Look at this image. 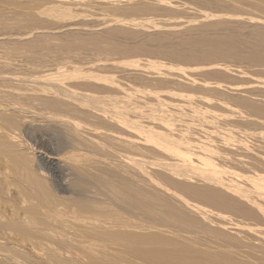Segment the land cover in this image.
Returning a JSON list of instances; mask_svg holds the SVG:
<instances>
[{
    "label": "bare ground",
    "instance_id": "6f19581e",
    "mask_svg": "<svg viewBox=\"0 0 264 264\" xmlns=\"http://www.w3.org/2000/svg\"><path fill=\"white\" fill-rule=\"evenodd\" d=\"M52 4V3H51ZM55 7V6H54ZM56 8V7H55ZM54 11V10H53ZM52 12V11H51ZM129 25H130V23H128ZM147 24V23H146ZM145 24V25H146ZM139 25V24H138ZM142 25V24H141ZM140 25V26H141ZM163 26V25H162ZM122 27H124V26H122ZM159 27V26H158ZM121 28V27H120ZM161 28V27H160ZM117 29V28H116ZM116 29L115 28H113L112 29V27H110L109 29H107V32L105 33V35L107 36V38H110V37H112L113 36V34L114 33H117L118 31H120V30H122V29H120V30H117V32H116ZM119 29V28H118ZM128 29V28H127ZM125 27H124V29L121 31L122 32V36H123V34H124V36L125 37H127L128 35H130L131 36V34H133V32L130 34L129 33V31L127 32L126 30H127ZM128 30H130V29H128ZM131 32V31H130ZM120 33V32H119ZM135 33V32H134ZM159 33H161V32H159ZM139 34H140V32H139ZM142 34H144V33H142ZM163 34V33H162ZM127 35V36H126ZM135 35V34H134ZM134 35H132V36H134ZM138 35V34H137ZM137 35H135L134 36V39L132 38V37H129L130 38V40H131V38L133 39V40H136L137 39ZM157 35V34H156ZM156 35H154V36H156ZM161 35V34H160ZM168 36L169 34L167 33L166 34V32H165V34H164V36ZM123 36V37H124ZM140 35H138V38H141V37H139ZM154 36H152V38H148V37H151V35L149 36L148 35V37L147 36H145V37H147L148 39H149V41L152 39V41H153V39H155L156 38V40L158 41V40H160V39H158L157 37H155L154 38ZM158 37H160L159 35H157ZM170 36H172V35H170ZM170 36H168V38L170 37ZM135 37H136V39H135ZM175 37V36H174ZM89 38H90V36H89ZM94 38H97V37H94V35H92V38H90V39H94ZM147 38H144L143 40H144V42H143V44L144 43H146L147 41ZM164 38V37H163ZM167 38V37H166ZM165 38V39H166ZM171 38V37H170ZM169 38V39H170ZM177 38V37H176ZM176 38H174V39H176ZM142 39V38H141ZM140 39V40H141ZM161 39H162V35H161ZM164 39V40H165ZM169 39H167V40H169ZM133 40H131V41H133ZM139 39H137V42H140V41H138ZM142 40V41H143ZM170 40H173L172 38L170 39ZM170 40H169V42H170ZM100 41L101 40H95L94 41V43H95V45L97 46V48H100ZM149 41L147 42L148 44H150L149 43ZM152 41H150L151 42V44H152ZM157 41H155V42H153V43H155V44H161L162 43V41L161 42H159V43H157ZM117 42V41H116ZM115 41L113 42V40H109V46H110V49L113 51H117V53H119L120 52V55H121V53H122V56H123V54H125V53H128L127 52V48H125L126 46H128V44L126 45L125 43H124V46L125 47H123V45H120V44H122V42L121 43H116ZM164 42V41H163ZM65 43H67L68 45H69V43H68V40L67 41H65ZM147 43H146V45H147ZM29 45L31 44V43H28ZM28 44H25L26 46H28L29 48L31 47V46H36L35 45V43L34 44H32V45H28ZM41 44V45H40ZM39 45V47H42L43 45H42V43H40ZM62 44H64L63 42H62ZM137 44H140V43H137ZM142 44V45H143ZM162 44H164V43H162ZM162 44H161V46H162ZM166 44H167V42H166ZM165 44V46L167 47V45ZM170 44V43H169ZM178 44V45H177ZM25 45H24V47H25ZM67 45V46H68ZM130 45V44H129ZM132 45V44H131ZM134 45V44H133ZM146 45L145 46H136V45H134V46H136L135 47V49H134V51L136 52V51H138L139 53H141L142 51V53L144 54L145 52H147V49H148V51H149V48L147 47V49L146 48H143V47H146ZM173 45H174V43H173ZM175 45H177V46H175L174 47V49L172 50L171 49V51H166V52H170L171 53V55H172V57L174 56L175 58V60L177 59L176 57H178L180 60H181V58L183 59L182 61H183V63H181V64H183V65H185L184 63V60H188V61H190L191 59L192 60H196L197 61V59H198V61H199V58L200 59H210V58H213V60H214V58H215V62L216 63H209L208 61H210V60H205V65L204 64H202V62L204 63V61H202V60H200V61H202V62H199V63H201V64H199V65H197V63H196V61H195V63L196 64H193L194 66H193V68H190V67H192V65H190L189 63H191V62H189L188 63V65H190V67H186V69L188 70V68H190V71L192 70V71H200V74H203L202 73V70H205V74H206V69L207 68H210V69H218V68H224L225 70H224V72H225V74H224V72H223V69H222V71H221V69H220V71H217V70H214V71H212V72H210V73H208L207 75H208V77H210V78H212V80H215V81H206V80H202V79H204L202 76V78H201V81H198V80H200L199 79V77H198V75H199V73H197L198 75H197V78H198V80H197V78L196 77H192V76H194V75H191L190 74V76H189V73H188V75H185V78L184 77H182V76H175L174 78H172L173 77V75L175 74H171V76L169 77V79L171 80V78H172V84H171V81L169 80V79H167L166 77H165V75H163L162 74V72L160 73V76L158 75L159 73H157L155 70L157 69H155V67H154V69H153V72H156V74H155V76H157V78L158 77H160V78H158V80H156L155 82H157L158 81V83L160 84V89L162 88V89H167V87H169L170 85H173L175 82H177V84L176 85H178V84H180V87H181V84L182 83H179L180 81H183V79L182 78H184L185 80L183 81V82H186L187 80H188V82L187 83H189L190 84V89L191 90H193V92H191L187 87H189L188 85H186L187 83H183V84H185L184 86H185V88L186 89H188V90H186V89H184V90H186L188 93L190 92V93H192V95L194 96V92L195 91H198L197 90V86H198V89H199V91H201V90H204V91H202L201 92V94H199L198 96H200V95H202V93L203 92H205V93H207V95H205V93H203L204 94V96L202 97V100L204 101H198L197 102V104H199V102L200 103H202V105L204 106V104H205V98L204 97H208V95H209V98H210V96H211V98L209 99V98H206L207 100H206V104L207 105H211L212 106V104H213V109H214V106H215V108L217 107V109H216V111H218V108H219V111L221 112V110L223 111V107H226L224 110H225V112H226V109H228V108H233L232 106H235V108H236V106H239V108L241 107V109H243V111L245 110L246 112H248V111H250V113H248V115L247 114H245L243 111L242 112H238V108H237V115L239 116V118L240 119H242V120H244V118L246 119V118H249V117H252V116H255V114H264V82H260V83H258V84H256V85H254V86H252L248 81H244V80H241V79H239V78H235L236 77V75H235V77L234 78H232V76L230 77V76H227L226 75V72H229V70H227V66L231 63H229L228 62V60H227V62H228V65H226V66H224L223 64H220L221 62H220V59L218 60L219 62H217V59L216 58H234V59H237V60H245V61H248V62H250V63H252V64H256V65H259V66H264V30H262L261 28H258V27H253L252 28V30L250 31V34H249V36L248 37H246L245 39H243V40H240V39H237V38H234L233 36H211V37H209L208 35H206V34H204V33H202V32H199V33H197L196 35H194V36H192V37H188V38H180V39H178V43L176 42V44ZM64 46V45H63ZM66 46V47H67ZM157 46V45H156ZM159 46V45H158ZM171 46H172V42H171ZM23 47V46H22ZM21 46H20V48H22ZM39 47H35V48H37V49H40ZM65 47V46H64ZM65 47V48H66ZM69 47V46H68ZM132 47V46H131ZM130 47V48H131ZM165 47V48H166ZM173 47V46H172ZM177 47V48H176ZM16 48H18V47H14V49H16ZM26 48V47H25ZM25 48H22V52H23V50L25 49ZM29 48H27L26 50H24V52H26L27 50H29ZM33 48V47H32ZM44 50H46L45 48L46 47H42ZM41 48V49H42ZM129 48V47H128ZM130 48H129V50H130ZM133 48L134 47H132V49L130 50V51H133ZM154 48V47H153ZM159 48H161V47H159ZM164 48V47H163ZM12 49V48H11ZM10 49V50H11ZM31 49V48H30ZM151 49V48H150ZM168 49H169V47H168ZM10 50H8V51H10ZM33 50H34V52H33ZM33 50H32V52L34 53V54H36V53H38L37 51H35V49L33 48ZM145 50V51H144ZM151 50H153V49H151ZM161 50V49H160ZM159 49L157 50V47H156V50H155V52L157 53V54H160L159 52H157V51H160ZM7 51V54L9 53ZM17 51H21V50H19V48L17 49ZM16 50H15V52H17ZM31 50H29V53H31L30 52ZM48 51V50H47ZM46 51V52H47ZM161 51H163V50H161ZM12 52H14L13 50H12ZM36 52V53H35ZM49 52V51H48ZM135 52H133V53H135ZM150 53L152 52V51H149ZM149 52H147V54L149 53ZM154 52V51H153ZM152 52V53H153ZM166 52H165V54H166ZM19 55L20 54H22V53H20V52H17ZM17 53H13L14 55H16ZM27 53H28V51H27ZM132 52H131V54L132 55H134ZM151 53V54H152ZM170 53H169V55H170ZM12 54V55H13ZM24 54V55H23ZM22 54V56H24L26 59H28L27 58V56L25 55V53H23ZM40 54V56L42 57L43 56V60L45 59V57H47V56H44V54H42V53H39ZM130 53H128V55H131ZM143 54H141V56H144ZM8 55H11L10 53L8 54ZM28 55V54H27ZM30 55V56H29ZM28 56H29V58L31 57V55H32V53L31 54H29ZM46 55V54H45ZM126 55V54H125ZM132 55H131V58H132ZM139 55V54H138ZM163 55V54H162ZM170 55V56H171ZM34 57H35V55H33ZM32 56V58H34ZM36 56L37 57H39V58H41L39 55H37L36 54ZM155 56V55H154ZM164 56V55H163ZM36 57V61L39 59V58H37ZM130 57V56H129ZM129 57H127L126 56V58H125V56H124V58L126 59V60H128L129 59ZM134 57H137L136 55L134 56ZM133 57V58H134ZM138 57H140V56H138ZM148 57V56H147ZM155 57H157V56H155ZM155 57H154V60H155ZM162 56H160V58H161ZM167 57H168V55H167ZM166 57V58H167ZM172 57H170V59L172 58ZM31 58V59H32ZM128 58V59H127ZM132 58V59H133ZM142 58V57H141ZM140 58V59H141ZM164 58V57H163ZM166 58H164V59H166ZM169 58V57H168ZM193 58H195V59H193ZM197 58V59H196ZM34 59H32L31 61L33 62V60ZM47 59H49L48 57H47ZM47 59H45L44 61H45V64H46V60ZM131 59V60H132ZM29 60V59H28ZM40 60H42V59H40ZM59 60H60V58L58 59V64L62 61L63 62V59H61V61L59 62ZM130 60V59H129ZM134 60V59H133ZM148 60V59H147ZM169 60V59H168ZM172 61H175V60H173V58L171 59ZM180 60H178V65H180ZM27 61V60H26ZM31 61H28L29 63L31 62ZM49 61V60H48ZM48 61H47V63H48ZM51 61V60H50ZM56 61V60H55ZM54 60H53V62H55ZM139 61V60H138ZM145 61V60H144ZM180 61V62H179ZM188 61H186V65H187V62ZM194 61H192V63L194 62ZM197 61V62H198ZM223 61H224V59H223ZM222 61V62H223ZM234 61V60H233ZM11 62V61H10ZM25 62V60L23 61V63ZM27 62V63H28ZM38 62H39V60H38ZM42 62V61H41ZM176 62V61H175ZM174 62V63H175ZM208 62V63H207ZM212 62V61H211ZM236 62V61H235ZM8 63H9V61H8ZM13 63V62H12ZM34 63V64H33ZM31 65H33V67L32 66H30V68H34V66H35V61L33 62ZM37 63V62H36ZM40 63V62H39ZM39 63H37V65H39ZM42 63H44V62H42ZM124 63V62H123ZM128 63H132V62H129L128 61ZM139 63V62H138ZM155 63V62H154ZM177 63V62H176ZM176 63H175V65H176ZM191 63V64H192ZM224 63H226V62H224ZM237 63V62H236ZM6 64V63H5ZM26 64V63H25ZM25 64H23V65H25ZM41 64V63H40ZM54 64V63H53ZM62 63H60V65H61ZM136 64V63H135ZM151 64H153V63H151ZM244 64V63H243ZM247 64V63H246ZM22 65V66H23ZM63 65L64 64H62L60 67H59V72L58 71H54L53 73H52V76H53V74H54V76H60L61 74H62V72L60 71L62 68H64V67H67V66H64L63 67ZM131 65V64H130ZM134 65V64H133ZM177 65V66H178ZM241 65V64H240ZM10 66H12L11 64H10ZM9 66V67H10ZM26 66V65H25ZM41 66H44V64L43 65H41ZM57 67L56 68H58V66L59 65H56ZM129 66V65H128ZM181 66V65H180ZM230 66H231V64H230ZM234 66V65H233ZM242 66V65H241ZM8 66H7V70L8 69H10ZM24 67V66H23ZM22 67V68H23ZM38 67V66H37ZM36 67V68H37ZM45 67H47V66H45ZM53 67H55L54 65H53ZM134 67H136V65L134 66ZM148 67V66H147ZM179 67V66H178ZM185 67V66H184ZM232 67V66H231ZM238 67V66H237ZM5 68V67H4ZM12 68H14V67H12ZM29 68V70H28V67H24V70L26 69V70H28V72L31 70ZM35 68V69H36ZM39 68V67H38ZM37 68V69H38ZM41 68V67H40ZM40 68L38 69V70H40ZM49 69H50V66L48 67ZM56 68H55V70H56ZM143 68H145V67H143ZM153 68V67H152ZM180 68V67H179ZM233 68H235V67H233ZM233 68H231V69H233ZM240 68V67H239ZM250 68V67H249ZM261 68V67H260ZM20 69V68H19ZM36 69V70H37ZM43 69H45L44 67H43ZM64 69H66V68H64ZM68 69V68H67ZM70 69H71V71H72V68H69L68 69V73L67 74H69V75H67V74H63V76H65V75H67L68 77H70V78H73V80H74V78L75 79H77L78 81L77 82H75L76 80H74V82H73V80H72V84H71V82L70 81H66L67 83H69L70 82V84L68 85L67 84V86H68V89L67 88H65V86H63L62 84H64L65 82H63V79H66V80H71V79H67V76H66V78L65 77H63L62 78V76L61 77H59V80H62V82L61 81H59L58 80V82H60V83H62L61 85L58 83V82H54V79H55V81H57V77L55 78V77H50L51 78V83H52V81L54 82V83H56L55 85L53 84H49L50 86V88L51 89H53L54 91H48L49 89H48V87L47 86H44V84L46 83V81H47V78H49V76H51L49 73H51L54 69H50V71L51 72H49L48 74H47V76L48 77H44L46 80L44 81V83H43V81L41 82V77H42V74L40 73V77L38 78H36V79H38V82H39V79H40V83H41V85H43L44 86V90H46V91H44L43 89H41V85H40V87H39V85H38V83H37V85L36 86H38L39 88H40V90L41 91H39L38 89V87H36V89L38 90H36L35 89V91H32L31 89V91L29 90V91H26L27 89V87H26V84L25 85H23L24 83L23 82H25V83H27V80L25 79V81L20 77V76H22V74L20 75V72H22L23 71V69H21L20 71H19V74H17V75H20V76H18L21 80H23V84L21 85V87L23 86V88H24V86L26 87V88H24V90L25 91H18V89H20V80H18L17 82H18V85H19V88L18 87H16L15 85V83H17L16 81H10L9 80V78H11V77H9L8 79L3 75V73H1L2 74V76H4L7 80H9V81H7V83H6V86H7V84H8V87L9 88H12L11 86H15L17 89H16V91L15 90H12V91H15V92H8V91H5V92H7L5 95H7L8 93H10V94H8L7 96L10 98L9 99V101H8V103L5 105L6 107H9L11 110L10 111H8V113L10 112L11 113V111L13 112V113H9L10 115H6L5 114V112H4V116L2 117V116H0V119L1 118H3L2 120H4L5 121V123H8L9 125H12V127L13 128H15V126L16 127H18L19 128V132L21 133H24L25 135H27L28 134V132L30 133L31 132V130L33 129V128H35V125L37 126V123H39V122H42V121H39V120H43L44 122H46V124H49V123H51V125L53 124L54 126H56V127H60V128H63L69 135H70V137L71 138H73L71 141V145L68 147V150H67V152L65 153L64 152V159H65V161H67V162H65L64 161V159L62 158V162L64 163H61L60 165H61V167H62V165L64 166L65 165V163H67L68 165H66V166H69V171H71L72 172V176H73V178L70 180V182H68L67 181V183H69V185H68V187H66L64 190H61V189H59V192H64L65 194L66 193H68L67 194V198H65L63 195V198H60L59 199V197H61V196H59L58 194L57 195H55V196H57L58 198L57 199H54V197L53 196H51L52 195V193L50 194V192L51 191H49V190H47L45 187V184L40 180V179H37V177H39V176H36V173H35V175L33 174V172H34V170H35V168H37L36 169V171H38L39 172V170L41 171V166H39V164H37L36 162H35V168H32V166H30L29 165V163L31 162H29V160H26V163L24 162L25 160V158H23L24 156H23V154H20L21 152L23 153L26 149L25 148H23V149H21V151L20 150H18L16 147H18V145L17 146H15V144L16 143H14V142H12V144L14 143V145L13 146H11L7 141H5V140H3V138L2 139H0V155H3L4 154V156H6L5 154V152H7V154L9 153V155H12V156H14V157H17L16 159H19V161L21 160V158H23L22 160H24L23 161V163H21V164H23V166H25L26 165V167H27V164H28V166L29 167H31L32 169H34L33 171L31 170V171H29L30 169H26V167H24V170L23 169H21V167H23L22 165H17L18 163L20 164V162H22V161H20V162H18L17 163V161L18 160H15V163H17V164H15L17 167L19 166H21L20 168H18V169H20V170H22L23 172L22 173H24L25 171L27 172V171H29V172H31L32 174L31 175H27L24 179L26 180V183H28V185L32 188V186H34L35 188L34 189H36V190H27L28 189V185H27V187H26V185H25V187L27 188V189H25L26 191H25V194H23L24 195V199H26V200H30L29 202V204L30 205H28V207H26V208H20V209H18V208H15V207H13L12 206V208H15L14 210H15V212H12L11 211V213H9L11 216H12V213H15V214H13V216L15 215V217L17 218V220H14V219H12V220H9V219H11L12 217H10V215L9 214H7V215H9V216H7L8 218H5L4 216H6L5 214H6V212L8 213V211H6L5 212V214H3V211H1V209H0V229L1 230H4L5 231V229L6 230H8L9 231V229H7V228H11L10 230H13L12 228H16L14 231L16 232L17 230H19L18 228H20L21 226H22V228H26L27 229V227L29 226V225H34V223H35V220H36V217L38 218V219H40V218H42L43 217V219L44 218H53V220L54 221H57V219H58V221L59 222H56V223H61V222H63V221H66V219L67 218H64V217H68L67 216V214L69 213V214H71V216H69L70 217V219H69V217H68V219H69V221L68 222H71V220H72V222L73 223H69V225H75V223L79 220V217L80 216H82V214H83V217H81L80 219V222L81 221H83L82 223H80V226H79V221H78V223H76L80 228H82V226L84 227L85 225H83L84 223H87V224H89L87 227H89L90 226V224H92L90 227V233H93V236H94V234H95V238H97L96 236H98V237H101L102 239H103V237H105V238H107V239H109V240H111V242L113 241V228H114V226H113V221H112V219L114 218V216H115V214H114V216H113V205H115L116 204V206H119L120 208H123L124 209V211H126L125 213H126V215H127V213H130V214H141V215H144V216H150L151 217V223H149L150 224V226L152 227V228H154L155 229V227H166V229H167V227H172L173 229H170V230H168V232H170V234H172V233H174V230H175V233L173 234L174 236H177L178 234H177V232L180 234V233H182V234H184V235H182V234H180V235H178V236H183L182 237V240H184L185 238V241L186 240H188V242L186 241V242H179V241H181L180 239H181V237H178V238H180L179 240H178V242H176V241H174L175 239L177 240L178 238H174V236H173V238H174V240H172L173 238H172V236L171 237H168V238H170V239H168V238H165L166 236H168L167 235V233L165 232V234H166V236H165V234H164V232H162V230L159 232L160 234H161V232L164 234V236H162V235H159L158 233V235L157 234H141V235H139V233H132V232H126V231H123V233H121V235L122 234H125L127 237L126 238H128V240L130 241V242H136V243H139L140 245H142L143 243L145 244V242H146V244H153V246L155 245L156 247L157 246H159V249H157L156 247H154L153 249H155V250H157V253H158V251H161V253L163 252V256L164 257H166V259L168 260L169 258V260L171 261V259L173 260V261H171V262H174V260H175V263L177 264H180V262L182 261L183 262V260H182V258H180V257H184L183 259L185 260V257H187L190 253H188V249H189V247H191L192 246V244L194 243V242H196V241H207V242H209L210 244H209V246H210V249H212V247H211V245L214 247V248H216V249H218V250H216L215 249V251H211L210 249H207L209 246H208V244L207 243H205V244H207L206 246H207V250L205 249V247H204V249H203V251H200V249H196L197 251H198V256L199 255H201L202 257H207V258H213V260L216 262L217 260H215V258L217 257V253H219L220 251H221V249L223 250V248H230L231 247V243H228V241L227 240H230L231 241V239L234 237L233 235L235 234L236 236V238H237V242H238V244H236L235 246H237L235 249H236V253H237V251H238V253H237V255L239 256V251H242V253H244V252H247L246 254H248V253H251V256L252 255H254V254H261V255H263L264 254V226L262 225V224H260V226H263V227H258V225H257V227L256 226H254V225H252L251 224V226H253V227H250L249 225H250V222L249 223H247V224H249V225H245V224H243V222H244V218L246 219V220H248L246 217H244V216H247L250 220H252L254 217H257V218H259V220H263L264 221V207H263V205L261 206V202L262 203H264V180L263 181H261V178H260V174H259V179H255L256 181H254L253 180V175H254V173L258 170L259 171V169H261L262 168V170H264V156H260L259 154L258 155H252V156H250L249 155V153H250V146H246V145H244L243 143H242V145H241V142H235L234 141V143L236 144V143H238V144H240L241 145V153H242V155H243V157H241V158H236V159H238V162H240V168H242L241 167V165H243V166H248L249 167V169H251L250 171L251 172H249V173H247L246 171H245V174L244 175H242V174H239V173H237V172H232L233 170L231 169V172L232 173H230L231 175V178H233V181L234 180H236V181H241V183L243 182L244 183V185H245V188H243L242 186H243V183H242V186L240 187V185H239V183H238V185L236 186H234V184H233V186L231 185V182L232 183H234L233 181H231L230 179H229V181L228 180H225V179H223L224 177H221L222 175H220L221 174V171H219L218 169H217V167L218 166H220L221 165V163H220V165H218V164H216V161L218 160L216 157H215V155H217L218 154V152H217V154H215L216 153V151L214 150L215 148H217V146L213 149V148H211L212 146H215L214 144V142L213 141H211V140H208V139H206V140H208L209 142L211 141V142H213V143H211V145L210 144H207L208 142L206 141V145L204 144L203 146H207V147H209V145L211 146V147H209V148H211V150L214 152L215 151V153H213L212 151V153L214 154V158L213 159H215L214 160V163H212L213 161V159H209V157H211V155H213V154H211L210 153V156L207 154V153H209V151L207 150V149H209V148H206V152H204L203 150H202V153H201V148H200V146H199V144L198 143H200V140H202V138L200 137L201 135L203 136H205V134H208L207 132L208 131H210L211 129H209V128H211L212 127V125L210 126V124H212V123H210V122H212L213 121V126H214V123H216V122H214L215 120H210V119H213V117H214V119H216V117L215 116H213L212 117V115H214V114H216V115H219V113L220 112H218V114L215 112L214 114H212L213 113V110H211L212 108L210 107V106H208V109L207 108H205V107H202L203 108V110H204V112H205V109L206 110H208L209 112H205L206 114H207V116H208V114L209 115H211V116H208L209 117V119H207L208 120V122L210 123H208L209 125V128L208 127H205L204 125L205 124H207L205 121V124L203 123V125H202V128H203V130L204 131H206L207 129H205V128H208V130L206 131V133L204 134V133H202L201 131H199V132H201V134H200V136L199 137H196L197 139V141H198V139H199V142L198 143H196V142H194L193 140H190V138H192L191 136L192 135H194V136H196V134H197V136H198V134L199 133H196V134H194V133H192L189 137H186V135L188 136V134L186 133L185 134V132H183V131H179V130H177V129H175V128H172V127H174V125L172 124V123H170V122H172V121H178V120H184L185 121V119H184V117L186 118V121H187V119H188V117L189 116H187L186 114L188 113V111H190L191 113L193 112V114H194V112H195V109H193L194 108V106H192V108L190 107V109L188 108V106L185 108L186 109V111H187V108H188V111H187V113L185 114V111H184V113H181V111H179L180 109L181 110H183L184 108L183 107H185V106H183V104L185 105V103H184V101L183 100H185V99H181L180 100V98H179V96L181 95L182 96V94H181V92L180 91H178L179 93H177V94H180L179 96H178V98H179V102H178V99H177V96H175L176 97V100H177V102L178 103H181L182 104V102H183V104L181 105V108H180V106H178L179 104H177V102H176V100H173V99H170V95H169V100H172V101H175V103H176V106L179 108V113L177 112L176 113V111L174 112L173 110V114L171 113V114H169L167 117H166V115L164 116V115H161V117L160 118H158L157 116H155L154 117V119L152 120V117H151V121H155V118L159 121H162V124L164 123V125L166 126V128L165 127H162V125H161V128H160V126H158V128L157 129H155L156 127H157V123H158V125L160 124L159 122H155L156 123V127L155 128H150V125L148 124V126L149 127H147L146 128V126H144L146 123H147V119H146V123L144 122V124H143V122L141 121L142 119H144L145 120V118L146 117H142L143 116V114H144V116L146 115L147 116V110H148V108L151 106H149L148 104H147V102H149V104H150V102H152V103H154L155 101H152V99L154 100V96H150L152 93H149L150 92V88L149 87H153V85H149L148 86V89H149V91H148V89L146 88V86L144 87V88H142V89H144V90H142V92L143 91H145V90H147V92H148V94L146 93V92H143L144 93V95H145V93H146V95H148V96H150L152 99H150L149 98V100H148V98L147 97H145V96H143V94H142V99H139L138 98V95H140L138 92H136V94H135V92H134V94L136 95H134L133 94V91H132V96L133 97H131V95L129 94V93H131V90H133V88L134 87H130L131 88V90L129 91V92H127V89L129 90V87L126 89V86H129V84L127 85L125 82V84H126V86H124V88L122 87V85H124V83L122 82V81H120L122 84H120L121 86H119L118 84L120 83L119 82V80L118 81H116V83H114L113 84V82H115V80H113V81H111V79L113 78V76L111 77V79L109 80V78H107L108 79V81H107V79L105 80V78L103 77V76H101V75H99V72L100 71H98L97 69H95V70H97L96 72L98 73V74H96V75H93V74H95L94 72H93V74L90 72V71H88V70H90L89 68H88V70H87V68H85L87 71V73L88 74H90V76L88 75V74H86V72H85V69H84V71L83 72H85L84 74H86L88 77H86V75H82L83 76V78L85 77L86 79H83L82 77L80 78V79H83V80H81V81H79L80 79H79V75H78V69H77V75L76 76H78V77H76L73 73V75L71 74V72H70ZM82 69L83 68H81L80 69V71H82ZM147 68H145V70H146ZM151 68H149L148 70H150ZM177 69V68H176ZM209 69V70H210ZM230 69V68H229ZM244 70H245V68H243ZM252 69V68H251ZM255 69V68H254ZM257 69H258V67H257ZM2 70V69H1ZM15 70H17V67L15 68ZM34 70V69H33ZM32 70V71H33ZM36 70H34V72L36 71ZM37 70V71H38ZM94 70V69H93ZM92 70V71H93ZM152 70V69H151ZM157 70H159V69H157ZM162 70V69H161ZM160 70V71H161ZM174 70V69H173ZM187 70H186V72H187ZM235 70V69H234ZM4 71H6V69H4ZM8 71H11L10 73L8 72V74H10L11 76L12 75H15V74H13L12 73V69H10V70H8ZM44 71V70H43ZM43 71H40V72H43ZM49 71V70H48ZM62 71L64 72V70L62 69ZM136 71V70H135ZM140 71V70H139ZM144 71V70H143ZM143 71H141V72H143ZM175 71V70H174ZM189 71V70H188ZM191 71V72H192ZM231 71H233V70H231ZM230 71V72H231ZM257 71V70H256ZM260 71V70H259ZM262 71H263V68H262ZM3 72V71H2ZM15 72V71H14ZM17 72V71H16ZM25 72V71H24ZM23 72V73H24ZM27 72V71H26ZM25 72V73H26ZM31 72V71H30ZM30 72H29V74H30ZM60 73L59 75L57 74L56 75V73ZM72 72H74V71H72ZM102 72V71H101ZM100 72V73H101ZM104 72V71H103ZM102 72V73H103ZM141 72H138V73H141ZM150 71H148V73H147V71H145L143 74L146 76L147 74L149 75L150 73H149ZM152 72V73H153ZM183 72V71H182ZM185 72V71H184ZM194 72H192V73H194ZM195 72V73H196ZM208 72V71H207ZM235 72H236V70H235ZM234 72V73H235ZM247 72V71H246ZM38 73V72H37ZM37 73H31V74H37ZM45 73V72H44ZM80 73V72H79ZM101 73V74H102ZM106 72H104L103 74H105ZM145 73H147V74H145ZM181 73V72H180ZM234 73L232 74L231 73V75H234ZM245 73V72H244ZM248 73V72H247ZM258 73V72H257ZM4 74H5V72H4ZM7 74V75H8ZM28 73H26V75L25 74H23V76L22 77H24V75L25 76H28L27 75ZM30 74V75H31ZM39 74V73H38ZM37 74V76H39ZM82 74V73H81ZM80 74V75H81ZM110 74V73H109ZM137 74V73H136ZM154 74H153V77H152V75H151V77H145L146 78V80L147 79H150V80H152V79H154ZM184 74V73H183ZM182 74V75H183ZM186 74V73H185ZM254 74V73H253ZM9 75V76H10ZM16 75V76H17ZM29 75V76H30ZM100 77H99V76ZM106 75H108V74H105V76ZM112 75V74H111ZM110 75V76H111ZM139 75H142V73L141 74H139ZM138 75V76H139ZM144 75H142L141 77H143ZM196 75V74H195ZM237 75H238V73H237ZM248 75V74H247ZM259 75H261V74H259ZM34 76V75H33ZM96 76H98V77H96ZM163 76L166 78H164L163 79ZM167 76V75H166ZM205 76V75H204ZM242 77V74L241 75H239L238 77ZM262 76L263 75H261L260 77L262 78ZM31 77V76H30ZM36 77V76H35ZM102 77V78H101ZM107 77H109V75L107 76ZM137 77V76H136ZM139 78V77H137V79H143V78ZM247 77V76H246ZM245 77V78H246ZM251 77V76H250ZM4 78V79H5ZM17 78V77H16ZM18 78V79H19ZM25 78H27L28 79V77H25ZM53 78V79H52ZM61 78V79H60ZM145 78H144V80H145ZM156 77H155V79H157ZM162 78V79H161ZM207 78V77H206ZM209 78V79H210ZM154 79V80H155ZM248 79V78H247ZM15 80H17V79H15ZM29 80H30V78H29ZM43 80V79H42ZM104 80V81H103ZM141 80H139V81H141ZM154 80H152V81H154ZM169 80V81H168ZM173 80H175V82L173 81ZM211 80V79H210ZM254 80V79H253ZM6 81V80H5ZM33 81H35V79L33 80ZM49 81V82H48ZM48 81H47V83H50V80L48 79ZM65 81V80H64ZM152 81H149V82H147V84H149V83H151ZM259 81V80H258ZM262 81H263V79H262ZM31 82V81H30ZM30 82L28 81V83L30 84ZM119 82V83H118ZM141 82H143V81H141ZM155 82H153V84L155 83ZM174 82V83H173ZM12 83V84H11ZM27 83V84H28ZM35 83V82H34ZM34 83L31 85V87H29V88H33L32 86H34ZM39 83V84H40ZM58 83V84H57ZM104 83H106V85L104 84ZM144 84H146L145 83V81L143 82ZM142 83V84H143ZM170 83V85L169 86H167L168 84ZM10 84H11V86H10ZM66 84V83H65ZM144 84H143V86H144ZM3 85H5V83L3 84ZM17 85V86H18ZM139 85V84H138ZM156 85H157V83H156ZM155 84H154V86H156ZM162 85V86H161ZM195 85V86H194ZM197 85V86H196ZM139 86H141V84L139 85ZM158 86V85H157ZM194 88H193V87ZM7 87V88H8ZM15 87H14V89H15ZM45 87H47L46 89H45ZM137 87V86H136ZM142 87V86H141ZM159 87V86H158ZM164 87H166V88H164ZM174 87V85L172 86V87H170V89L171 88H173ZM183 87V86H182ZM242 87L245 89V90H248V91H241L240 89H242ZM8 88V89H9ZM23 88H21V89H23ZM34 88H35V86H34ZM138 88V87H137ZM175 88V87H174ZM173 88V89H174ZM178 88H179V86H178ZM177 86H176V90L174 89V90H171L172 91V93L174 92V91H177ZM184 88V87H183ZM196 88V89H195ZM48 89V90H47ZM135 90H136V88H134ZM139 89V88H138ZM152 89V88H151ZM155 89H156V93H160V92H167L166 90L165 91H162V90H160V89H158L159 91H157V87H155ZM169 89V88H168ZM167 89V90H168ZM195 89V90H194ZM10 90V89H9ZM126 90V91H125ZM141 90V89H140ZM181 90V89H180ZM250 90H256V91H250ZM11 91V90H10ZM152 91H155L154 90V88L152 89ZM151 91V92H152ZM3 92V91H2ZM1 92V93H2ZM184 92L185 91H183L182 90V93H183V95L185 96V94H184ZM226 92H229V94H230V96L229 95H227V93ZM230 92H233V93H238V92H241V94H239V95H236V93H235V95L234 96H231V93ZM155 93V94H156ZM168 93V92H167ZM167 93L165 94V95H167ZM169 93H171L170 91H169ZM176 93V92H175ZM190 93L188 94V95H190ZM199 93V92H198ZM198 93H195V94H198ZM161 94V93H160ZM174 94V93H173ZM177 94H174V95H177ZM187 94V93H186ZM162 95V94H161ZM164 95V94H163ZM165 95L163 96L164 98H165ZM174 95H171V97L173 98V96ZM188 95H186V96H188ZM192 95H190V97H193ZM2 96V95H1ZM157 96V95H156ZM155 96V97H156ZM185 96V97H186ZM196 96V95H195ZM134 97H136L137 98V100H139L140 101V103L139 104H136V102H135V99H134ZM139 97H141V95L139 96ZM144 97V98H143ZM160 97V96H159ZM174 97V98H175ZM201 97V96H200ZM1 99H2V97H0ZM3 98H5V97H3ZM147 98V99H146ZM157 98V97H156ZM168 98L166 97V99L168 100ZM183 98V97H182ZM187 98V97H186ZM204 98V99H203ZM0 99V100H1ZM143 99H146V100H148L147 102L145 101V100H143ZM162 98L160 97L159 99L157 98V100L156 101H158L159 103L158 104H161L162 102H164V101H162L161 100ZM191 99H195V98H191ZM197 99H199V98H197ZM201 99V98H200ZM199 99V100H200ZM208 99L210 100V101H208ZM2 100H4V99H2ZM136 100V101H137ZM141 100H143V101H145V104H143L142 102H141ZM161 100V101H160ZM165 100V99H164ZM168 100V101H169ZM193 100H191V101H193ZM171 101V102H172ZM186 101H188V99H186ZM189 101H190V99H189ZM195 101H197L196 99H195ZM194 101V102H195ZM7 102V101H6ZM170 102V101H169ZM209 102V103H208ZM113 103H114V105L116 106V105H118L119 104V110L117 109L118 107H116V108H114L115 110H117V112H119L120 111V108H121V111H120V115L118 116V115H116V114H118V113H116L115 111L113 112V107H115L114 105H113ZM156 103V102H155ZM155 103L153 104V105H155ZM190 103V105H192V103L193 102H189ZM211 103V104H210ZM121 104H124V105H122L124 108H126V107H128V108H126V110L127 109H129L128 111H130V106H131V108L133 107V108H136V111H135V109H132L133 110V112L136 114V112H138L137 111V109H138V107L140 108V106L143 104V107H145L146 105H148L149 107H145L143 110H142V112L143 111H145V109L147 108V110L145 111V112H143V114H142V116H141V114H140V111H139V115H138V113H137V115L139 116H133L131 113L132 112H129V113H127L126 112V110H125V114L124 115H126L127 116V114H129V116H131L130 118L129 117H125L122 113H123V111L124 110H122V107H121ZM158 104H156V106H153L154 108H155V110H156V108L158 107L157 105ZM164 104H165V102H164ZM168 104V103H167ZM170 104V103H169ZM172 104H174V102L172 103ZM187 104V103H186ZM195 104V103H194ZM193 104V105H194ZM197 104H195V106H197L196 108H200V106H202L201 104H199L200 106L198 107V105ZM205 104V106H207ZM2 105V104H1ZM0 105V106H1ZM137 105H138V107H137ZM161 106V105H160ZM170 106L172 107L173 105H171L170 104ZM169 105H168V107H170ZM183 106V107H182ZM220 106V107H219ZM2 107H3V105H2ZM167 106H165L164 108L167 110V108H166ZM171 107H170V109H171ZM174 107H175V104H174ZM228 107V108H227ZM5 108V107H4ZM9 108H7V109H9ZM123 108V109H124ZM142 108V107H141ZM140 108V109H141ZM154 108H150V109H152V110H150V111H154L153 109ZM161 109H163V106L162 107H160ZM177 108V109H178ZM183 108V109H182ZM202 108H201V110H199V111H201L200 113H201V115L204 113V112H202ZM205 108V109H204ZM211 108V109H210ZM220 108H223V109H220ZM159 109V108H158ZM165 109H163V110H165ZM194 111H193V110ZM210 109V110H209ZM234 109V108H233ZM233 109H230L231 111L233 110ZM139 110V109H138ZM4 111H5V109H4ZM28 111H30L31 112V114H33L34 113V116H22V115H24L25 113H27ZM156 111H158V112H156ZM155 112H156V114H160V110H156ZM171 110H170V112H172ZM234 112H235V110H233ZM7 112V111H6ZM30 112H29V115H30ZM33 112V113H32ZM122 112V113H121ZM155 112H153V113H155ZM164 112V111H163ZM162 112V110H161V113H163ZM170 112H167V114L168 113H170ZM197 112V114L199 113L198 111H196ZM212 112V113H211ZM224 112V114H226ZM2 113V112H1ZM14 113H16V114H14ZM127 113V114H126ZM133 113V114H134ZM148 113H150V112H148ZM153 113L151 114V115H153ZM166 113V112H165ZM180 113H181V115H180ZM190 113V114H191ZM199 113V114H200ZM203 114L204 116L206 115V114ZM229 113H232V112H229ZM28 114V113H27ZM113 114H115V116L116 117H113ZM122 114V115H121ZM155 114V115H156ZM178 114V115H177ZM184 114V117L182 118V115ZM196 114V113H195ZM196 114V115H197ZM151 115H149V116H151ZM188 115H189V113H188ZM201 115H198V117H195V115H192V116H194L195 117V119L197 118H199ZM221 115V114H220ZM220 115H219V117H220ZM236 114H235V116L236 117H238ZM35 116H40V118L39 119H37V117H35ZM154 116V115H153ZM176 116H178V117H176ZM181 116V117H180ZM191 116V115H190ZM191 116V117H192ZM204 116H201L198 120H200L201 119V121H202V119H204ZM222 116V115H221ZM229 116H231V115H228L227 117H229ZM232 116H233V114H232ZM234 116V117H235ZM259 116H261V115H258V117ZM168 117H170V119L172 120H170ZM173 117H175L176 118V120L173 118ZM180 117V118H179ZM193 117V118H194ZM207 117V118H208ZM210 117H212V118H210ZM223 117H225V115H223ZM264 116H262L261 118H263ZM177 118H179V119H177ZM193 118H192V120H193ZM230 118H232V117H230ZM205 119H206V117H205ZM204 119V120H205ZM218 120H219V118H217ZM217 119H216V121H217ZM225 119H228V118H223V120L225 121V126H226V122H228V121H226ZM233 119V118H232ZM257 119V118H256ZM189 120H190V118H189ZM188 120V121H189ZM206 120V121H207ZM210 120V121H209ZM220 120H221V117H220ZM222 120V121H223ZM229 120V119H228ZM231 120V119H230ZM234 120V119H233ZM247 120V119H246ZM90 121L92 122V121H95V123L97 122V124H99L100 126H98L97 124H95L94 122V124L93 123H91V124H88V123H90ZM170 121V122H169ZM185 121V122H186ZM191 121V120H190ZM190 121H189V123L188 124H190ZM193 121H195L196 122V124H195V122H193ZM193 121H191V123L193 122V124L194 125H196V126H198V125H201L202 123L200 122V123H197V122H199V121H197V120H193ZM224 121H223V126H224ZM236 121V120H235ZM256 121H258V120H256ZM259 121H260V119H259ZM258 121V122H259ZM3 122V121H2ZM78 122H82L83 124H85L84 125V127L86 126V124L88 125V128L87 127H83V125L82 124H78ZM141 122H142V124H141ZM218 122V121H217ZM221 121H219V123H220ZM243 122V121H242ZM247 122V121H246ZM245 122V123H246ZM251 122V121H250ZM249 122V123H250ZM257 122V123H258ZM261 122H263L262 120H261ZM1 123V122H0ZM4 123V124H5ZM43 123V122H42ZM152 123H154V122H151L150 124H152ZM231 123V122H230ZM238 123V122H237ZM240 123H241V121H240ZM254 123H255V121H254ZM264 123V122H263ZM8 124H6L8 127H9V125ZM127 124V125H126ZM198 124V125H197ZM216 124H218V123H216ZM221 124V123H220ZM233 124H235V123H233ZM232 123H231V126L233 125ZM242 124V123H241ZM2 125V124H1ZM5 125V126H6ZM44 125V124H43ZM43 125H40V127L41 126H43ZM52 125V126H53ZM96 125V126H95ZM121 125L123 126L122 128H124V126L126 127H129L128 125H130V127H131V129H132V133L133 132H138L139 134H138V136H140L138 139H137V137H136V135H137V133L135 134V133H133L132 135L136 138H133V136H132V138H131V135H129V137H128V133H127V135H125V136H127V137H124V135H123V133L121 134V132L125 129H120V127H121ZM147 125V124H146ZM179 125H182L181 123L179 124ZM178 125V127H180ZM194 125H192V127H194ZM222 125V124H221ZM229 125V124H228ZM240 125V124H239ZM239 125H233V126H239ZM248 125V124H247ZM253 125V124H252ZM257 125V124H256ZM264 125V124H263ZM262 125V126H263ZM2 126H4V125H2ZM46 127L48 126V125H45ZM152 126H153V124H152ZM151 126V127H152ZM155 126V125H154ZM177 125H175V127H176ZM185 126V125H184ZM191 126V125H190ZM241 126V125H240ZM249 126H251V124L249 125ZM260 126V125H259ZM39 127V128H40ZM44 127V126H43ZM45 127V128H46ZM182 127V126H181ZM179 128V129H182V128ZM199 128H200V126H198ZM205 127V128H204ZM215 127H217V126H215ZM214 127V128H215ZM227 127V126H226ZM248 127V126H247ZM253 127H255V124H254V126ZM13 128H12V130H13ZM17 128V129H18ZM42 128V127H41ZM83 128V129H82ZM199 128H194V130L195 129H199ZM213 128V132H211L210 131V136H211V134H213L214 133V129ZM218 128H221L220 126L218 127ZM228 128V127H227ZM239 128V127H238ZM255 128H257V127H255ZM254 128V129H255ZM259 128V127H258ZM262 129L264 128V127H261ZM260 128V129H261ZM2 129H4V128H2ZM16 129V128H15ZM119 131H118V130ZM127 129V132L129 131V134H131V132H130V128H126ZM125 129V130H126ZM185 129V127L183 128V130ZM188 129V128H187ZM193 129V128H192ZM222 129V128H221ZM224 129H225V127H224ZM223 129V132H225V130ZM228 129H230V127L228 128ZM231 129H233L232 127H231ZM237 129V128H236ZM244 129V128H243ZM248 129H250V128H248ZM254 129H252V131H254ZM9 130V129H8ZM12 130H10V131H12ZM34 131L35 130H37V128L36 129H33ZM120 130H122V131H120ZM133 130H135V131H133ZM199 130H201V129H199ZM202 130V131H203ZM217 130V129H216ZM233 130H235V129H233ZM257 129H255V131H256ZM9 131V132H10ZM119 133H118V132ZM184 131H189V130H184ZM218 131H219V129H218ZM218 131H215V133H217ZM235 131H238V129L237 130H235ZM240 131V130H239ZM244 131H246V127H245V129H244ZM255 131L253 132L254 134H255ZM262 131V130H261ZM264 131V130H263ZM262 131V132H263ZM16 132V131H15ZM33 132V131H32ZM124 133H125V131H123ZM183 132V133H182ZM190 132V131H189ZM198 132V131H197ZM226 132H227V130H226ZM234 131H232L231 133H233ZM243 132V131H242ZM242 132H241V135H242ZM249 132V131H248ZM259 132V133H258ZM10 133H12V132H10ZM22 133L19 135L17 132H16V134H15V137H17L18 135L19 136H21L22 135ZM230 133V132H229ZM228 133V134H229ZM236 133V132H235ZM244 133V132H243ZM250 133H252V132H250ZM256 133H258L257 135H258V138L257 139H259V141H258V143H256L257 144V146H258V144L260 143H263V147H264V133L262 134L261 132H260V130L258 129V131L256 132ZM0 134H1V132H0ZM3 134H6V133H4L3 132ZM3 134H1L0 136H2ZM14 134V133H13ZM18 134V135H17ZM31 134V133H30ZM122 136H121V135ZM185 134V135H184ZM218 134V133H217ZM222 134V133H221ZM228 134L226 135V133L224 134V135H226V136H228ZM238 134V133H237ZM248 134V133H247ZM253 134V135H254ZM11 135V134H10ZM17 135V136H16ZM223 135V136H224ZM246 135V134H245ZM256 135V136H257ZM8 136V137H7ZM6 137L7 138H10V137H12L13 135H11V136H9V135H7ZM28 138H30V135L28 134ZM33 135H31V137H32ZM207 136V135H206ZM213 137H214V134L212 135ZM209 137V138H211L212 140L215 138H213V137ZM217 138H219L218 136H219V134H218V136L217 135H215ZM230 136H232V139L233 140H236V139H234L233 138V136H235L234 135V133H233V135H231L230 134ZM244 136V135H243ZM14 137V136H13ZM23 137V136H22ZM123 137V138H122ZM237 137V136H236ZM249 137H250V135H249ZM254 137V136H253ZM6 138V139H7ZM18 138V137H17ZM33 138V140L32 141H34L35 139H34V136L32 137ZM37 138H39V137H37ZM144 138V139H143ZM201 138V139H200ZM217 138H215L214 140H217ZM228 137H226V138H224V139H227ZM240 138H243V137H240ZM244 138H246V137H244ZM243 138V139H244ZM251 138V137H250ZM13 139V138H12ZM19 139V138H18ZM18 139H15L16 141L18 140ZM31 139V138H30ZM192 139H194L195 140V138L193 137ZM204 139H205V137H204ZM203 139V140H204ZM223 139V138H222ZM221 139V140H222ZM248 139V138H247ZM251 139H253V138H251ZM8 140V139H7ZM20 141H21V138L19 139ZM39 140H40V138H39ZM220 140V139H219ZM221 140H220V143H221ZM228 140V139H227ZM229 140H231L230 138H229ZM229 140L228 141H226V142H228L229 143V145H230V143H232V140H231V142H229ZM239 140V139H238ZM240 140H242V139H240ZM13 141V140H12ZM26 141V140H25ZM245 142H246V140H244ZM38 142V141H37ZM37 142H36V144H37ZM40 142V141H39ZM203 142V141H202ZM215 142H217V141H215ZM226 142H225V145H227L226 144ZM247 142H250V140L249 141H247ZM252 142H253V140H252ZM256 142H257V140H256ZM20 144L21 143H23V142H19ZM28 143V142H27ZM26 143V144H27ZM114 143H118V145H119V147L118 148H116L117 150L118 149H120L121 148V150L122 151H124V147H126V150L124 151V153H127V151L129 150L130 152H132V149H134L133 150V152H132V154H134V156H135V154H137V153H143L144 152V149L143 148H145V146L144 145H146V148H145V152H147V154H148V149H150V151L149 152H151V150L153 151V147L152 148H150L149 146H148V148H147V145H149L150 144V146H156V147H158V149L160 148V149H162V152L165 150L166 152V155H165V157H162V159H164L165 161H167L168 162V164H169V161L171 160V158H172V161H171V164H169V167H166V165H167V162H165V169H163V168H161L162 166V163H164V161H162V159H157V160H161L162 161V163L160 162V166H158L157 165V163L159 162V161H157V163L156 162H154V160L153 159H155V161H156V158L158 157V154L157 153H159V155H161L162 154V152L160 153L159 151H157V153H150V157H148V158H151V155L153 156V155H155V157L156 158H152V161L153 162H150L151 164H153L154 165V167L156 166V167H160L161 168V170L163 169V170H165L163 173H160L161 172V170H160V168H157V173L158 174H161V175H159L158 176V178H160L159 180H155V178H156V176L158 175H156L155 176V178H151V176L149 175V174H151V168H153V166H151V167H149V169H150V173H149V171H147L148 169H146V167L148 168V163H147V160H146V153L144 152V154H141V155H143V157L145 158H143L140 154V156L143 158V160H141V159H139L140 158V156L138 157L137 155L135 156V157H137L136 159L138 160V161H136V159L135 160H133V159H131V158H129L130 156H132V155H130V152H128L129 153V155L127 156L129 159H128V161H129V163L130 162H132V161H134V162H132V163H127V162H125L124 160L126 159H124L123 160V156H124V154H122L121 153V155H123V156H121V157H123L122 159H120L119 158V156L120 155H117L116 156V159H117V157L119 158V159H117V160H120V161H117L116 159L115 160H113V158H115V156L113 157V154H114V152L116 151L114 148H113V144ZM253 143H255V141L253 142ZM25 142H24V147H25ZM123 144V145H122ZM151 144H153V145H151ZM218 143H216V145H217ZM223 144H224V141H223ZM237 144V145H238ZM256 144H253V145H256ZM140 145H142V147L140 146ZM232 146H233V144H231ZM248 145V144H247ZM251 145V144H250ZM27 146H31V145H26V148L27 149H29ZM38 146V145H37ZM115 146L117 147V144H115ZM114 146V147H115ZM122 146V147H121ZM223 146V145H222ZM256 146V147H257ZM260 147H261V145H259ZM13 147L15 148V149H17L18 150V153H19V151H20V153H19V156L21 157V156H23V157H19L18 156V154L17 153H14V154H17L16 156L15 155H13V152H12V149H13ZM34 147V146H33ZM139 147H141L140 149H138ZM219 147V146H218ZM226 147V146H225ZM227 147H228V145H227ZM231 147V146H230ZM235 147V146H234ZM253 147V146H252ZM260 147H258V148H260ZM35 148V147H34ZM38 148V147H37ZM123 148V149H122ZM222 148V147H221ZM237 148V147H236ZM235 148V149H236ZM254 148H255V146H254ZM14 149V150H15ZM19 149H20V145H19ZM25 149V150H24ZM128 149V150H127ZM131 149V150H130ZM135 149H136V151H138V152H136V153H134L135 152ZM157 149V150H158ZM224 149V148H223ZM225 149H229V147L228 148H225ZM230 149H233V147H231ZM238 150H239V148H237ZM236 149V150H237ZM257 149V148H256ZM17 150H15V151H17ZM24 150V151H23ZM113 150H115L114 152H113ZM139 150L141 151V152H139ZM142 150H143V152H142ZM148 150V151H147ZM210 150V149H209ZM216 150H218V149H216ZM1 151H4V153H2ZM27 151V150H26ZM39 151H41V149L39 150ZM120 151V150H119ZM118 151V152H119ZM200 151V152H199ZM218 151H222V150H218ZM223 151H225V150H223ZM234 151V150H233ZM232 151V152H233ZM240 151V150H239ZM253 151V150H252ZM255 151V150H254ZM257 151V150H256ZM260 151V150H259ZM258 151V152H259ZM262 151V150H261ZM204 152V153H203ZM238 152V151H237ZM12 153V154H11ZM83 153V154H82ZM199 153H201L202 154V156H200L199 155ZM206 153V155H208L209 157L208 158H206V157H203V154H205ZM222 153H224V152H222ZM228 153V152H227ZM239 153V152H238ZM261 153V152H260ZM46 154H48V153H46ZM86 154H87V156H86ZM116 154H118V153H116ZM116 154H114V155H116ZM170 155V157L171 158H169V159H167L168 157H169V155ZM220 154V153H219ZM225 154V156H226V153H224ZM235 154H237V153H235ZM254 154V153H253ZM257 154V153H256ZM9 155H7V157L9 156ZM157 155V156H156ZM163 155V154H162ZM163 155V156H164ZM168 155V156H167ZM233 155V154H232ZM264 155V154H263ZM12 156H9V159H10V157H12ZM43 156H45V155H42V158H43ZM126 156V155H125ZM134 156H132V158H135ZM167 156V157H166ZM220 156V155H219ZM227 156H229V154L227 155ZM238 156V155H237ZM19 157V158H18ZM154 157V156H153ZM159 157H161V156H159ZM213 157V156H212ZM218 157V156H217ZM221 157H224V155L223 156H221ZM220 157V158H221ZM230 159L231 158H235V157H232L231 156V154H230ZM240 157V156H239ZM41 158V156H40V160L42 159ZM45 158H46V156H45ZM225 158H228V157H225ZM224 158V159H225ZM13 159V158H12ZM10 160V161H13V160ZM27 159V158H26ZM44 159V158H43ZM49 160H51L52 162H55V163H57L58 164V167H59V162L57 161V160H55V159H51V158H48ZM82 159V160H81ZM235 159V160H236ZM40 160H38V161H40ZM233 160V159H232ZM249 160L251 161V163L249 162ZM42 161V160H41ZM40 161V162H41ZM124 161V162H123ZM146 161V162H145ZM174 161V162H173ZM223 161V160H222ZM228 161H230V160H228L227 159V162ZM29 162V163H28ZM43 162V161H42ZM173 162V163H172ZM226 162V161H225ZM12 163V162H11ZM31 163H33V162H31ZM48 163V162H47ZM46 163V164H47ZM145 163L147 164V165H145ZM149 163V164H150ZM154 163H156V164H154ZM230 163V162H229ZM228 163V164H229ZM232 163V162H231ZM233 163H235L234 161H233ZM12 164H14V163H12ZM25 164V165H24ZM215 164V165H214ZM239 164V163H238ZM14 165V166H15ZM33 165V166H34ZM49 165V164H48ZM224 165V164H223ZM231 165V164H230ZM234 165V164H233ZM168 166V165H167ZM217 166V167H216ZM224 166H227V165H224ZM224 166H221V167H224ZM229 166V165H228ZM41 167V168H40ZM221 167H219V168H221ZM229 167H231V166H229ZM235 167V166H234ZM238 167H239V165H238ZM225 168V167H224ZM26 169V170H25ZM153 169H156V168H153ZM227 169H228V167H227ZM226 169V170H227ZM245 169V168H244ZM244 169H241V172H243L242 170H244ZM249 169H247V170H249ZM43 170V169H42ZM167 170V171H166ZM221 170H223L222 168H221ZM240 170V169H239ZM153 171V170H152ZM155 171V170H154ZM153 171V172H154ZM224 171H225V169H224ZM257 171V172H258ZM26 172H25V174H26ZM28 172V173H29ZM152 172V173H153ZM227 172V171H226ZM256 172V173H257ZM20 173H21V171H20ZM27 173V174H28ZM43 173V172H42ZM68 173V172H67ZM246 173L247 174H249V175H246ZM259 173V172H258ZM258 173L257 174H255V176L256 175H258ZM261 173V172H260ZM262 175H264V171H262ZM155 174H156V171H155ZM44 175V174H43ZM246 175V176H245ZM23 176V175H22ZM25 176V175H24ZM66 176V175H65ZM67 176H68V174H67ZM152 176H154L153 174H152ZM224 176V175H223ZM226 176V175H225ZM230 176H228V177H230ZM199 178V179H196V180H198V182H200L199 183V185L200 186H196V184H197V182H196V184H195V182L194 183H191L192 181H194L195 179L194 178ZM227 177V176H226ZM225 177V178H226ZM263 177V176H262ZM157 178V179H158ZM255 178V177H254ZM258 178V177H257ZM69 179V178H68ZM192 179H194V180H192ZM263 179V178H262ZM24 180V181H25ZM257 180H260V182H257ZM66 182V181H65ZM64 182V183H65ZM230 182V183H229ZM63 183V182H62ZM230 185H229V184ZM237 183V182H236ZM44 184V185H43ZM193 184H195V185H193ZM63 185V184H62ZM65 185V184H64ZM63 185V186H64ZM59 186V185H58ZM93 187V188H92ZM94 187L96 188V191H97V193L99 194V195H97V193L94 191V193H95V195H97V196H95L94 195V193H92L95 197H90L89 196V193H91L93 190H90V189H94ZM50 189V188H49ZM20 190V189H19ZM53 190V189H52ZM21 192H22V190H20ZM19 193V192H18ZM22 193H24V192H22ZM58 193V192H57ZM54 194H55V192H54ZM183 194H187V197H188V195L190 196V198L188 197V198H186V199H188V200H186L185 199V197L183 198ZM20 195V194H19ZM20 196H22V194L20 195ZM70 196V197H69ZM101 198H103L102 200L101 199H99L100 197ZM186 196V195H185ZM97 197V198H96ZM99 197V198H98ZM22 197H20V199H21ZM23 199V198H22ZM192 199H194V200H196V202L197 203H195V201H193V202H191V200ZM255 199H259L258 200V202L256 203V200ZM26 200H24V201H26ZM57 200V201H56ZM261 200V202L259 203V201ZM1 201V200H0ZM23 201V200H22ZM32 201H35L34 203L32 202ZM190 201V202H189ZM239 201H243V203L245 202L246 203V205L247 206H249L247 209H245V207H247V206H245V207H243L244 205H245V203L242 205V203H240ZM19 202H21V201H19ZM57 202H59V203H57ZM115 204H114V203ZM16 203V202H15ZM27 203V202H26ZM204 203H207V204H209V205H211V209H212V206L214 207V208H216L217 209V211H215V212H213V211H211V210H208V209H206L205 207H204V205L202 206L201 204H204ZM259 203V204H258ZM14 204V203H13ZM22 204V203H21ZM206 204V205H207ZM241 205H242V207H241ZM22 206V205H21ZM3 207V206H2ZM58 207H61V210L60 209H58ZM207 207V206H206ZM118 209V211L119 210H121V211H123L122 209ZM209 208V207H208ZM245 209V210H244ZM13 210V211H14ZM16 210H17V212H16ZM212 210H214V209H212ZM5 211V210H4ZM120 211V212H121ZM123 211V212H124ZM223 211H226V213H223ZM227 211L228 212H230V211H232L231 213H233L234 214V216H235V218H237L236 220L237 221H235V220H233V217H230L228 214H227ZM235 212V213H234ZM124 213V214H125ZM236 213H239V214H243V221L242 222H239V221H241L242 219L240 218V220L238 221V217H236L237 215H239V214H236ZM79 214H81V215H79ZM87 215V217L90 215V216H93V218L92 219H94V217L95 216H97V219H99L98 218V216H102V218L100 219V221L103 219V220H110V222L111 223H109V226L110 227H113V228H111V229H113V230H111L110 228H109V226H108V228L107 227H104V226H102V225H99L101 222L99 221V220H96V221H98V225L96 224L97 222L95 221V219L93 220V222L95 223H93L92 222V219H91V222L89 221V220H87V219H89V217L87 218V217H85L86 215ZM89 214V215H88ZM227 214V215H226ZM85 215V216H84ZM129 215V214H128ZM131 215V216H132ZM140 215V216H141ZM240 215V216H241ZM5 218L4 220H6V221H4L5 223H3L1 220H2V218ZM10 217V218H9ZM40 217V218H39ZM84 217L86 218V221L87 222H84ZM106 218V219H104V218ZM116 217V216H115ZM134 217V216H133ZM137 217V216H136ZM149 217V218H150ZM64 218L65 220H62V219ZM112 218V219H111ZM118 218V217H117ZM144 218V217H143ZM145 218H148V217H145ZM144 218V219H145ZM252 218V219H251ZM46 219H45V221H46ZM59 219H61V220H59ZM119 219V218H118ZM121 219V218H120ZM40 220H42V219H40ZM102 220V221H103ZM115 220V219H114ZM146 220V219H145ZM250 220H248V221H250ZM253 220H256V219H253ZM259 220L257 221V223H259ZM48 221V220H47ZM61 221V222H60ZM76 221V222H75ZM89 221V222H88ZM124 221V220H123ZM128 221V220H127ZM127 221H126V224H127ZM144 221V220H143ZM168 221H172V223H173V225L170 223L169 225H168ZM247 221V222H248ZM75 222V223H74ZM104 222V221H103ZM102 222V224L104 225V223ZM106 222V221H105ZM108 222V221H107ZM121 222V221H120ZM148 222V221H147ZM246 222V221H245ZM244 222V223H245ZM253 222V221H252ZM262 222V221H261ZM260 222V223H261ZM39 223V222H38ZM52 223V222H51ZM115 223V222H114ZM117 223V222H116ZM119 223V222H118ZM254 224H255V221L253 222ZM40 224H42V223H40ZM45 224V223H44ZM64 224V223H63ZM86 224V225H87ZM26 225H28L27 227H25ZM36 225H38V224H36ZM46 225V224H45ZM68 225V226H69ZM128 226L130 225V224H127ZM132 225V224H131ZM24 226V227H23ZM53 226V225H52ZM63 226H65V225H63ZM78 226H75L76 228L78 227ZM118 226V225H117ZM139 226V225H138ZM142 226H144V224L142 225ZM30 227V226H29ZM28 227V228H29ZM36 227V226H35ZM47 227V226H46ZM45 227V228H46ZM56 227H57V225H56ZM61 227V226H60ZM70 227H74V226H70ZM78 227V229H76L77 231H79L80 232V228ZM147 227V226H146ZM145 227V228H146ZM42 228V227H41ZM48 228H50V227H48ZM48 228H46L47 230H48ZM63 228V227H62ZM71 228V229H72ZM84 228H86V226L84 227ZM83 228V229H84ZM122 228H124V226L122 227ZM129 228H131L130 226H129ZM134 228H136V226L134 227ZM133 228V229H134ZM139 228V227H138ZM141 228V227H140ZM21 229V228H20ZM34 229V228H33ZM45 229V230H46ZM51 229H52V227H51ZM51 229L50 230H48V231H51ZM60 229V228H59ZM74 229V228H73ZM74 229V231H76ZM81 229V232L84 234L85 233V231L84 230H86V229ZM142 229V228H141ZM140 229V230H141ZM151 229V228H150ZM153 229V230H154ZM23 230V229H22ZM44 230V229H43ZM88 230V229H87ZM115 230H117V229H115ZM122 230V229H121ZM120 230V231H121ZM197 230V231H196ZM7 231V232H8ZM13 231V232H14ZM36 231V230H35ZM73 231V230H72ZM144 231V230H143ZM148 231H150V230H148ZM157 232H158V230H156ZM156 231H154V232H156ZM30 232V231H29ZM64 232H66V231H64ZM79 232H75V233H77L78 234V236L77 235H75L74 237L76 238H74L75 239V241L77 240V238L79 237ZM81 232H80V235L81 236H84V235H82L81 234ZM88 232V233H89ZM115 232H118V231H115ZM134 232H137L136 230L134 231ZM153 232V233H154ZM46 233H47V231H46ZM46 233H44V235L46 234ZM53 233V232H52ZM61 233V232H60ZM75 233H73V235L75 234ZM87 233V236L89 235ZM141 233V232H140ZM23 234H25V233H23ZM36 234V233H35ZM86 234V233H85ZM169 234V233H168ZM5 235V234H4ZM12 235V234H11ZM63 235V234H62ZM185 235H186V237H185ZM26 236V235H25ZM46 236V235H45ZM52 236V235H51ZM64 236V235H63ZM77 236V237H76ZM81 236L79 237V238H81ZM124 236V235H123ZM233 236V237H232ZM86 237V236H85ZM84 237V238H85ZM122 237V236H121ZM14 238V237H13ZM18 238V237H17ZM29 238V237H28ZM39 238V237H38ZM84 238H83V240H84ZM115 238V237H114ZM172 238V239H171ZM184 238V239H183ZM19 239V238H18ZM44 239V238H43ZM46 239V238H45ZM66 239V238H65ZM92 239V238H91ZM117 239V238H116ZM122 239V238H121ZM234 239L235 238H233V243H234ZM15 240H17V239H15ZM15 240H13V242L15 241ZM26 240V239H25ZM37 240V239H36ZM35 240V241H36ZM52 240V239H51ZM55 240V239H54ZM71 240V239H70ZM81 240V239H80ZM79 240V241H80ZM83 240H82V242H81V244H83L84 242H83ZM86 240V239H85ZM84 240V241H85ZM90 240V239H89ZM101 240V239H100ZM120 240V239H119ZM118 240V241H119ZM11 242H12V240H10ZM9 240H8V243L10 242ZM34 241V240H33ZM42 241H44V240H42ZM53 241V240H52ZM74 241V240H73ZM78 241V240H77ZM98 241V240H97ZM102 241V240H101ZM126 241V240H125ZM141 241L143 242L142 244H141ZM198 241V242H199ZM28 242V241H27ZM70 242H72V241H70ZM90 242V244H92V242L94 243V241H89ZM17 243L18 242H15L14 244H16V248L18 249V247L21 249V246H19V244L17 245ZM37 243H38V241H37ZM57 243V242H56ZM65 243V242H64ZM76 242H74V244H75ZM79 244H80V242H78ZM77 243V244H78ZM103 243V242H102ZM104 243H106L105 241H104ZM108 243V242H107ZM117 243V242H116ZM119 243V242H118ZM121 243H123V242H120V244H118V245H121ZM177 243H180V244H178V246H177ZM197 243V242H196ZM195 243V244H196ZM10 244V243H9ZM29 244H30V241H29ZM28 244V245H29ZM36 244V243H35ZM54 244V243H53ZM78 244V245H79ZM85 244H87L86 243V241H85ZM128 244H129V242H128ZM195 244H193V246H196ZM8 245V244H7ZM12 243L10 244V247H9V245L7 246L8 247V249L9 248H11L12 246ZM32 245V244H31ZM39 245V244H38ZM54 245H56V244H54ZM53 245V246H54ZM70 245H72V244H70ZM69 245V246H70ZM94 245H96V244H94ZM101 245V244H100ZM103 246H104V244H102ZM111 245V244H110ZM116 245V244H115ZM139 245V246H140ZM168 245H170V248L172 247V245H174V247H176V248H174L173 247V249L171 250V249H169V248H166ZM200 245V244H199ZM202 246L204 245V243L202 242V244H201ZM2 245L0 244V248H1V250H0V258H5V259H9V260H11V258H12V256H9V255H15L16 254V252H15V254H13L14 252H13V247L15 248V246L13 245V247L11 248V250H12V252L10 251V250H8V249H6L5 247H3V249H2V247H1ZM3 246H5V245H3ZM18 246V247H17ZM35 246H37V245H35ZM43 246V245H42ZM51 246V245H50ZM58 246V245H57ZM74 246V245H73ZM72 246V247H73ZM83 246V245H82ZM98 246V245H97ZM106 246V245H105ZM125 246V245H124ZM128 246H131V245H128ZM164 246V247H163ZM166 246V247H165ZM192 246V247H193ZM31 248H32V246H30ZM29 247V248H30ZM79 248H78V250L80 249V246H78ZM90 247V246H89ZM91 247H93V246H91ZM118 247V246H117ZM122 247V246H121ZM136 247V246H135ZM145 247H146V245H145ZM148 247V246H147ZM169 247V246H168ZM191 247V248H192ZM198 247V246H197ZM234 247V246H233ZM232 247V248H233ZM15 248V249H16ZM31 248H30V250H29V252H25V250H22V251H24L25 253L23 254L22 252H18L17 254H20L19 256H21L22 254V257H20L21 259H22V261L20 262L21 264L23 263V264H57V262H58V264L59 263H61V264H63V263H65V261H66V263L67 264H71L72 262H74V260H76V259H79V257L80 256H78L79 255V251H80V253H81V249L78 251V255L77 254H75V253H72L71 254V256H73L74 254L75 255H77L78 257H75L74 258V256L72 257V259H74V260H72L71 258H70V260H69V255L68 254H70V252L69 253H67L65 256H68L67 257V259H68V261H67V259L66 258H59V257H57L56 259L58 260L57 262H55V263H53L54 261H56V259L54 258V259H52V258H50L49 260H50V263L48 262V263H46V262H36L33 258H34V256L33 255H31V253H30V251H31ZM54 248V247H53ZM63 248V247H62ZM65 248V247H64ZM63 248V249H64ZM74 248H75V250L77 249L76 248V246H74ZM74 248H72V249H74ZM84 248H85V245H84ZM86 248H88V246L86 247ZM100 248H102V247H100ZM108 248V247H107ZM106 248V249H107ZM111 247H109V249H110ZM140 248V247H139ZM143 248H144V246H143ZM201 248V247H200ZM221 248V249H220ZM17 249H16V251H17ZM33 249H34V247H33ZM36 249V248H35ZM34 249V250H35ZM38 249V248H37ZM66 249V248H65ZM69 249V248H68ZM90 249V248H89ZM93 249V248H92ZM104 249H105V247H104ZM103 249V250H104ZM106 249H105V251H106ZM112 249V248H111ZM115 249V248H114ZM119 249H120V247H119ZM130 249V248H129ZM146 249V248H145ZM220 249V250H219ZM34 250L32 251V252H34ZM85 250V249H84ZM98 250V249H97ZM115 250H117V248L115 249ZM121 250V249H120ZM135 250V249H134ZM193 250H194V248H193ZM193 250H190V252L191 251H193ZM27 251H28V249H27ZM40 251V250H39ZM41 251H42V249H41ZM40 251V252H41ZM57 251V250H56ZM69 251V250H68ZM82 251H83V249H82ZM86 251H87V249H86ZM100 251V250H99ZM107 251H108V249H107ZM114 251V250H113ZM121 251H123V250H121ZM132 251V250H131ZM144 251V250H143ZM153 251V250H152ZM219 251V252H218ZM224 251V250H223ZM222 251V252H223ZM226 252H227V250H225ZM224 251V252H225ZM235 251V250H234ZM5 252H6V255H5ZM38 252V251H37ZM44 252V251H43ZM46 252V251H45ZM53 252H54V249H53ZM53 252H50V253H53ZM61 252V251H60ZM59 252V253H60ZM77 252V251H76ZM140 251H138V253H139ZM145 252V251H144ZM143 252V253H144ZM196 252V251H195ZM222 252H220V254L222 253ZM8 253V254H7ZM58 253V254H59ZM62 253H63V251H62ZM85 254H86V252H84ZM84 253L82 252V254H83V256H85L84 255ZM91 253H92V250H91ZM107 254V256L105 257V258H107V259H105L106 261L104 262V260H101L100 258V260H101V263L100 264H106V262L108 261V260H112L113 259V261H115V262H113V263H116V260H114V258H117V257H114L113 258V255H114V253H111V252H106ZM108 253H109V255H108ZM141 253H142V250H141ZM140 253V254H141ZM148 253V252H147ZM145 253V256L146 255H148V254H150L151 255V253H153V252H150V253ZM156 253V252H155ZM160 253V252H159ZM192 253H194V252H191V255H192ZM233 253V252H232ZM241 253V254H242ZM254 253V254H253ZM32 254H34V253H32ZM37 254V253H36ZM42 255L43 254H45V253H41ZM40 254V255H41ZM81 254V255H82ZM87 254H89V253H87ZM86 254V255H87ZM105 254V253H104ZM113 254V255H112ZM122 254V253H121ZM132 254V253H131ZM194 254H196V253H194ZM193 254V255H194ZM219 254V255H220ZM230 254V253H229ZM233 254H235V253H233ZM46 255V254H45ZM57 255V254H56ZM90 255V254H89ZM92 255V254H91ZM90 255V257H94V256H91ZM100 255V254H99ZM135 255V254H134ZM137 255V254H136ZM142 255V254H141ZM153 255H155V254H153ZM158 254H156V256H157ZM193 255H192V257H193ZM222 255H223V253H222ZM226 255V254H225ZM236 255V254H235ZM260 255V256H261ZM37 255H35V257H36ZM48 256H49V254H48ZM53 256V255H52ZM58 256V255H57ZM61 256V255H60ZM119 256H120V254H119ZM122 256V255H121ZM140 256V255H139ZM144 256V255H143ZM160 256V255H159ZM228 256L229 255H227V257L226 258H228ZM231 256V255H230ZM241 256L242 255H240L239 257L241 258ZM245 256H247V255H245ZM244 256V257H245ZM264 256V255H263ZM15 257V256H14ZM16 257H18L17 255H16ZM45 257V256H44ZM55 257V256H54ZM82 257V256H81ZM87 257V256H86ZM90 257H88V259L90 258ZM97 257V256H96ZM99 257V256H98ZM100 257H102V255H100ZM104 257H103V259H104ZM125 257V256H124ZM124 257H122V258H124ZM168 257V258H167ZM180 259H179V258ZM189 257V256H188ZM196 257V256H195ZM194 257V258H195ZM220 257V256H219ZM233 257H235L234 255H233ZM249 258H250V255L248 256ZM253 257V256H252ZM256 257V256H255ZM258 257V256H257ZM42 258V257H41ZM46 258V257H45ZM48 258V257H47ZM45 259V260H48V259ZM110 258V259H109ZM135 258V257H134ZM151 258H153V256H151ZM157 258V257H156ZM177 258L179 259V262H177ZM190 258H191V256H190ZM199 258V257H198ZM197 257H196V260L194 261H192L193 263H196L198 260ZM230 258V257H229ZM235 258H237V257H235ZM262 258H264V257H262ZM4 259V260H5ZM44 259V258H43ZM62 259H66L65 261L63 260L62 261ZM91 259V258H90ZM139 259V258H138ZM147 259H148V256H147ZM159 259H161L160 257H159ZM165 259V258H164ZM165 259V260H166ZM189 259V258H188ZM204 259V258H203ZM219 259V258H218ZM221 259V258H220ZM231 259H233V258H231ZM231 259H230V261H231ZM37 261H39V259H36ZM42 260V259H41ZM44 260V261H45ZM48 260V261H49ZM53 262H52V261ZM86 260V259H85ZM92 261H93V258L91 259ZM95 260V259H94ZM99 260V261H100ZM119 260V259H118ZM124 260V259H123ZM141 260H142V258H141ZM149 260V259H148ZM154 260H156V259H154ZM164 260V261H165ZM181 260V261H180ZM192 260V259H191ZM208 259H206V261H207ZM212 260V261H213ZM222 260H224V259H222ZM222 260H221V262H222ZM234 260V259H233ZM232 260V261H233ZM240 260V259H239ZM255 260H256V258H255ZM261 260V259H260ZM12 261V260H11ZM60 261H62V262H60ZM80 261H83V260H81L80 259ZM79 261V262H80ZM135 261V260H134ZM151 261V260H150ZM163 261V262H164ZM186 261V260H185ZM184 261V262H185ZM189 261H190V259H189ZM204 261V263L206 262L205 260H203ZM210 261V260H209ZM234 261H236V260H234ZM233 261V262H234ZM245 261V260H244ZM257 261V260H256ZM3 262V261H2ZM4 262H6V261H4ZM9 262V261H8ZM52 262V263H51ZM76 262H78V261H76ZM76 262H74V264L76 263ZM79 262H78V264H79ZM83 262H85V261H83ZM98 262V261H97ZM103 262V263H102ZM109 262L110 261H108V264H109ZM111 262V263H112ZM125 262V261H124ZM157 262H162V261H158L157 260ZM156 262V263H157ZM170 262V263H171ZM183 262V263H184ZM192 262H190L191 264H193ZM219 262V261H218ZM224 262H225V260H224ZM224 262H223V264H224ZM226 262H228V260L226 261ZM264 262V261H263ZM13 263V262H12ZM18 263V262H17ZM19 263V264H20ZM65 263V264H66ZM81 264H83L82 262H80ZM93 263V262H92ZM96 263V262H95ZM110 263V264H111ZM112 263V264H113ZM119 263V262H118ZM142 263V262H141ZM152 263V262H151ZM164 263H168V261L167 262H164ZM186 263V262H185ZM203 264V262H200L199 264ZM213 263V262H212ZM212 263H209V264H212ZM240 262H238V263H236V264H239ZM241 263H243V262H241ZM249 263V262H248ZM251 263V262H250ZM0 264H2L1 263V261H0ZM73 264V263H72ZM84 264H86V263H84ZM98 264V263H97ZM117 264V263H116ZM121 264V263H120ZM139 264V263H138ZM182 264V263H181ZM187 264V263H186ZM189 264V263H188ZM197 264H198V262H197ZM206 264V263H205ZM231 264V263H230ZM233 264V263H232ZM234 264H235V262H234Z\"/></svg>",
    "mask_w": 264,
    "mask_h": 264
},
{
    "label": "rangeland",
    "instance_id": "374dc122",
    "mask_svg": "<svg viewBox=\"0 0 264 264\" xmlns=\"http://www.w3.org/2000/svg\"><path fill=\"white\" fill-rule=\"evenodd\" d=\"M52 3V4H51ZM56 8H55V7ZM54 10V11H53ZM52 11V12H51ZM128 23H130V25L128 24ZM147 23V24H146ZM139 24V25H138ZM142 24V25H141ZM146 24V25H145ZM141 25V26H140ZM163 25V26H162ZM122 26H124L126 29L128 28V29H130V30H126L127 32L129 31V33L131 34L132 32H133V34H131V36L130 35H128L129 37H132L133 39H134V36L135 35H140L139 37H141V38H138V35L136 36L137 37V39H139L138 41H140V42H137V39H136V37H135V39L136 40H133L132 38H131V40H133V41H131L130 40V38L127 36V37H125L124 36V34H123V36H122V30L124 29V27H122ZM159 26V27H158ZM110 27H112V29L113 28H117L116 29V32H117V30H120V29H122V30H120V31H118L117 33H114L113 34V36L112 37H110V38H107V36L105 35V33L107 32V29H109ZM121 27V28H120ZM161 27V28H160ZM253 27H258V28H261L262 30H264V0H0V72L1 73H3V75L8 79L9 77H11V78H9V80L10 81H18V80H20L21 82H20V89H18V91H25L24 90V88H26L27 90L26 91H29L30 89L32 90V91H35V89H36V87H38V86H36L37 85V83H38V85H39V87H40V85H41V83H40V79H41V82L43 81V83H44V81L46 80L45 78L46 77H48L47 76V74L49 73V72H51L50 71V69H54L51 73H49L51 76H49V78H47V81H48V79L50 80V83H47V81H46V83L44 84V86H47L48 87V91H54L53 89H51L49 86L52 84H56V83H54V82H58V80H59V77H61L62 76V78L63 77H65L66 78V76L67 75H69V74H67L68 73V69L69 68H72V71H74V72H72L71 71V69H70V72H71V74L73 73L74 75L77 73V69H78V71L80 72H78V75H79V79L82 77L83 78V76L82 75H86V74H88L89 72L88 71H90L92 74H93V72L95 71H104V72H106L105 74H108L109 75V77H107L108 75H106L105 76V74H103L102 72V74L99 72V75H101V76H103L104 78H105V80L107 79V78H109V80L111 79V77L113 76V78L111 79V81H113V80H115V82H113V84L114 83H116V81H118L119 80V82L120 81H122L123 83L125 82L127 85L129 84V86H126V84L124 83V85H122V87L124 88V86H126V89L129 87V90L127 89V92H129L130 90H131V88L132 87H134V88H136V90L133 88V90H131V93H129L130 95L132 94V91H133V94H134V92H135V94H136V92H138L140 95H141V97H139L140 95H138V98L139 99H142V94H143V96H145L146 95V93L148 94V92H147V90H145V91H143V92H146L145 93V95H144V93L142 92V90H144L145 88V86H146V88L148 89V86L151 84V85H153V87L151 86V87H149L150 88V92L149 93H152L150 96H154L153 98H154V100L150 97V96H148V95H146L145 97H147L148 98V100H149V98L150 99H152V101H155L154 103H155V105H153L154 103H152V102H150V104H149V102H147L148 100H146V99H143V100H145L146 102H147V104L150 106H148V105H146L147 107H149L148 108V110H147V108L145 109V111L147 112L146 114H147V116L145 115L144 116V114H143V112H145V111H143L142 112V110L146 107H143V104H145V101H143V100H141V102L143 103L141 106H140V108L138 107V105H137V107H138V109H137V111L138 112H136V114L134 113L135 111H136V108H131V106L129 107L130 108V111H128L129 109H127L126 110V108H128V107H126V108H124L122 105H124V104H121V107H122V110H124L123 111V115L125 114L124 112H125V110H126V112L127 113H129V112H132L131 114L133 115V116H138L139 115V111H140V114H141V116H142V114H143V116L142 117H146L145 118V120L144 119H142L141 121L143 122V124H144V122L146 123V119L148 120L147 121V125L145 124L144 126H146V128L147 127H149L148 126V124L150 125V128H155L156 127V123L157 122H159L160 124L158 125V123H157V127L155 128V129H157L158 128V126H160V128H161V125H162V127H165L166 128V124L164 125V123L162 124V121H158L157 119L158 118H160L161 117V115H166V117L169 115V114H173V111L175 112L176 111V113L178 112L179 113V111H181V113H184V111H185V114L187 113V111H188V108L190 109V107L192 108V106H194V108L193 109H195V112H194V114H193V112L191 113L190 111H188V113H189V115H188V113L186 114L187 116H189L188 117V119H187V121H186V116L184 117V114L182 115V118L184 117V119H185V121L182 119V120H178V121H172L171 119H170V117H168L172 122H170V123H172L173 125H174V127H172V128H175V129H177V130H179V131H183V132H185V134L187 133L188 134V136L186 135V137H189L192 133H194V134H196V133H199L198 134V136H197V134H196V136H194V135H192L191 137L193 138H195V140L194 139H192V138H190V140H193L194 142H196V143H198L199 142V139H198V141L196 140L197 138L196 137H199L200 136V134H201V132L202 133H206V131L208 130V128H209V124L210 123H212V124H210V126L212 125V127L211 128H209V129H211L210 131L211 132H213V128L215 127V126H217V127H215L214 129V137L215 138H217L215 135H217L218 136V134H219V138H217V140H214L215 138L212 136L213 134H211V136L214 138L213 140L211 139V138H209V137H211L210 136V131H208L207 133L208 134H205V136L203 135H201L200 137L202 138V140H200V143H198L199 144V146H200V148H201V153H202V150L204 151V152H206V148H209V147H211L214 143V145L215 146H212L211 148H215L216 146H217V148H213L215 151H216V153H215V151L213 152L212 150H211V148H209V149H207L208 151H209V153H207L209 156H210V153L211 154H213V153H215V154H217V152H218V154L217 155H215V157L218 159L217 161L215 160V159H213L214 158V154L213 155H211V157H209L208 155H206V153L205 154H203V157H206V158H208L209 157V159L211 158V159H213L212 161V163H214V160L216 161V164H218V165H220V163H221V165L220 166H216L217 167V169L219 170V171H221V174L220 175H222L221 177H224L223 179H225V180H228L229 181V179L231 180V181H233V178H231V174L230 173H232V172H237V173H239V174H242V175H244L245 174V171L247 172V173H249V172H251L252 170L251 169H249V165L248 166H243V165H241V167L242 168H240V162H238V159H236V158H241V157H243V155H242V151H241V145H242V143L244 144V145H246L247 147L248 146H250V153H249V155L250 156H254V155H260V156H264L263 154H264V147H263V143H259L258 144V146H257V144L256 143H258V141H259V139H257L258 138V133H256L257 131H258V129L260 130V132L263 134L264 133V128L262 129L261 127H264V117L263 118H261L262 116H264V114H255V116H252V117H249V118H244V120H242V119H240L239 118V116L237 115V113L238 112H242L243 111V109H241V107L239 108V106H236V108H235V106H232L233 108H228V109H226V112H225V108L226 107H223V108H220V109H223V111L221 110V112L219 111V108H218V111H216V109H217V107L215 108V106H214V109H213V104H212V106L211 105H207L206 103V98H209V95H208V97L206 96V97H204L205 98V104L207 105V106H205V104H204V106L202 105V103H200L201 101H203L202 100V97L204 96V94L203 93H205V92H203L202 93V95H200V96H198L199 94H201V92L202 91H204V90H201V91H199V89H198V86H197V90L198 91H195L194 92V96L192 95V93H190V95H192L193 97H190V95H188L189 93L186 91V90H190L191 92H193V90H191L190 89V84L189 83H187L188 82V80L186 81V82H183L185 79V75H188V73H189V76H190V74L191 75H194V76H192V77H196L197 78V73H199V75H198V77H199V79L200 80H198V78H197V80L198 81H201V78L203 77L204 79H202V80H206V81H215V80H212V78H210V77H208V73H210V72H212V71H214V70H217V71H220V69H221V71H222V69H223V72H224V68H218V69H210V68H207L206 70L208 71H206V74L204 73L205 72V70H202V73L203 74H200V71H192V72H194V73H192L191 71H190V68H193V64H196L197 63V65H199V64H201V63H199V62H202V61H204V63L202 62V64H206L205 63V60L207 61V60H210V61H208L210 64L211 63H216L215 61V58H214V60H213V58H210V59H200L199 58V61H198V59H197V61H196V63H195V61L194 60H190V61H188V60H184V64L185 65H183V64H181V63H183V59L181 58V60L178 58V57H176L177 59L175 60L174 58V56L172 57V55H171V53H170V55H169V53L168 52H166V51H171V49L173 50L174 49V47L175 46H177V45H175L176 44V42L178 43V39H180V38H188V37H192V36H194V35H196L197 33H199V32H202V33H204V34H206V35H208L209 37H211V36H233L234 38H237V39H240V40H243V39H245L246 37H248L249 36V34H250V31L252 30V28ZM119 28V29H118ZM131 31V32H130ZM120 32V33H119ZM135 32V33H134ZM139 32H140V34H139ZM159 32H161V33H159ZM165 32H166V34L168 33L169 35L168 36H170V35H172V36H170L173 40H170L169 38H168V36L166 35V36H164V34H165ZM142 33H144V34H142ZM163 33V34H162ZM135 34V35H134ZM159 35L160 37H158L157 35ZM162 35V39H161V35ZM92 35H94V37H97V38H94V39H90V38H92ZM132 35H134V36H132ZM148 35L150 36L151 35V37H148ZM154 35H156V36H154ZM89 36H90V38H89ZM145 36H147L149 39L150 38H152V36H154V38L155 37H157L158 39H160L161 41H162V43H164V44H162V46H161V44L159 43V42H161L160 40H156V38L155 39H153V41H152V39L150 40V41H152V44H151V42L149 41V39L147 38V37H145ZM175 36V37H174ZM164 37V38H163ZM167 37V38H166ZM177 37V38H176ZM144 38H147V42L149 41V43L150 44H148L147 42V45H146V43H144L143 44V42H144ZM166 38V39H165ZM174 38H176V39H174ZM141 39V40H140ZM144 39V40H143ZM165 39V40H164ZM167 39H169L170 40V42H169V40H167ZM68 40V43H69V45L67 44V43H65V41H67ZM95 40H101L100 41V48H97V46L95 45V43H94V41ZM109 40H113V42L115 41H117L116 43H121L122 42V44H120V45H123V47H125L127 44H128V46H126L125 48H127V52L128 53H130L131 54V52L133 53V52H135L134 51V49H135V47L137 46H145L146 45V47H143V48H146L147 49V47L149 48V51H154L152 54L148 51V49H147V52H149L148 54H147V52H145L144 54L141 52V53H139L138 51H136L135 53H133L134 55H132V58L136 55L137 57H134L133 59L131 58V55H128V53H125V54H123V56H122V53H121V55H120V52L119 53H117V51H112L111 49H110V46H109ZM143 40V41H142ZM155 41H157V43H159V44H155V43H153V42H155ZM164 41V42H163ZM62 42L64 43V44H62ZM166 42H167V44H166ZM171 42H172V46H171ZM28 43H31L30 45H32V44H34L35 43V45L37 46V47H39L41 44L40 43H42V47H46L45 49L46 50H44L42 47H39L40 49H37V48H35L36 46H31L30 48L28 47V46H26L25 44H28ZM124 43L126 44L125 46H124ZM137 43H140V44H137ZM170 43V44H169ZM173 43H174V45H173ZM40 44V45H39ZM130 44V45H129ZM132 44V45H131ZM136 45V46H134V45ZM143 44V45H142ZM165 44L167 45V47L165 46ZM24 45H25V47H24ZM29 45V44H28ZM29 45V46H30ZM66 47L67 45L69 46H67L66 48L64 47V46ZM157 45V46H156ZM159 45V46H158ZM20 46L22 47V48H25L24 50H26L27 48H29V50H31L30 52L32 53V55H31V57L29 58V54H31V53H29V50H27L28 51V53H27V51L26 52H24V50H23V52H22V48H20ZM134 47L133 48V51H130L131 49H132V47ZM14 47H18L19 48V50H21V51H17V49L18 48H16V49H14ZM35 49V51H37L38 53H36L37 55H39L40 56V54L39 53H42V54H44V56H47L49 59H47V57H45V59H47L46 60V64H45V59L43 60V56L41 57V58H39V57H37L36 56V54H34L33 52H34V50H33V48ZM130 48V50H129V48ZM154 47V48H153ZM156 47H157V50L159 49H161V50H163V51H157V52H159L160 54H157L156 52H155V50H156ZM159 47H161V48H159ZM164 47V48H163ZM166 47V48H165ZM168 47H169V49H168ZM178 47V46H177ZM176 47V48H177ZM12 48V49H11ZM42 48V49H41ZM153 49V50H151V49ZM179 48V47H178ZM11 49V50H10ZM8 50H10V51H8ZM12 50L14 51V52H12ZM15 50L17 51V52H20V53H25V55L27 56V58L29 59H26L24 56H22V54H18L17 52H15ZM32 50H33V52H32ZM49 52H48V51ZM175 50V49H174ZM7 51L11 54V55H8L7 54ZM47 51V52H46ZM145 51V50H144ZM165 52H166V54H165ZM15 53H17L16 55H14ZM13 54V55H12ZM29 56H28V55ZM46 54V55H45ZM139 54V55H138ZM141 54H143L144 56H141ZM164 56H163V55ZM24 55V54H23ZM33 55H35V57L33 56ZM157 56V57H155V56ZM167 55H168V57H167ZM32 56L36 59V57L37 58H39L38 60H39V62L41 63H39L38 62V60L36 61L34 58H32ZM124 56H125V58H126V56L127 57H129V59L128 60H126L125 58H124ZM138 56H140V57H138ZM148 56V57H147ZM160 56H162L161 58H160ZM142 57V58H141ZM154 57H155V60H154ZM166 58V59H164V58ZM170 57H172L173 58V60H175V61H172L171 59H170ZM34 59L33 60V62L35 61V66H34V68H30V66H32L33 67V65H31L33 62L31 61L32 59ZM60 58V60H59V62L61 61V59H63V62L61 61L60 63H62V64H64L63 65V67L64 66H67V67H64V68H66V69H64V68H62L63 70H64V72L62 71V69L60 70L61 72H62V74L60 75V76H54V74H53V76H52V73L54 72V71H58L59 72V67L62 65H60V63L58 64V59ZM141 58V59H140ZM40 59H42V60H40ZM132 59V60H131ZM148 59V60H147ZM169 59V60H168ZM193 59H195V58H193ZM217 59V62H219L218 60L220 59V64H223L224 66H226V65H228V62L231 64V66H230V64L227 66V70H229V72H226V75L227 76H232V78H234L235 77V75H236V77L235 78H239V79H241V80H244V81H248L252 86H254V85H256V84H258V83H260V82H264V66H259V65H256V64H252V63H250V62H248V61H245V60H237V59H234V58H216ZM223 59H224V61H223ZM25 60V62L23 63V61ZM27 60V61H26ZM49 60V61H48ZM51 60V61H50ZM53 60L55 61V62H53ZM139 60V61H138ZM145 60V61H144ZM178 60H180L179 62H180V65H178ZM200 60H202V61H200ZM227 60H228V62H227ZM234 60V61H233ZM8 61H9V63H8ZM11 61V62H10ZM28 61H31L30 63L28 62ZM44 62V63H42V62ZM47 61H48V63H47ZM128 61L129 62H132V63H128ZM186 61H188L187 62V65H186ZM192 61H194L193 63H192ZM212 61V62H211ZM223 61V62H222ZM237 63H236V62ZM13 62V63H12ZM28 62V63H27ZM39 63V65H37V63ZM124 62V63H123ZM139 62V63H138ZM155 62V63H154ZM176 63V65H175V63ZM189 62H191V63H189ZM207 62V63H208ZM224 62H226V63H224ZM6 63V64H5ZM26 63V64H25ZM54 63V64H53ZM136 63V64H135ZM151 63H153V64H151ZM188 63L190 64V65H192V67H190V65H188ZM244 63V64H243ZM247 63V64H246ZM10 64L12 65V66H10ZM23 64H25V65H23ZM34 64V63H33ZM44 64V66H41V65H43ZM131 64V65H130ZM134 64V65H133ZM201 64V65H202ZM242 66H241V65ZM26 68V67H28V70H29V68L31 69L29 72H30V74L31 73H37L39 76H37V74L35 75V74H29V72H28V70H24V67ZM53 65L55 66V67H53ZM56 65H59L58 66V68H56L57 66ZM129 65V66H128ZM136 65V67H134ZM180 67H178V66ZM234 65V66H233ZM7 66L10 68V69H12L13 71H12V73L13 74H15V75H10V74H8V72L10 73L11 71H8V70H10V69H8L7 70ZM40 68V70H38L39 68ZM45 66H47V67H45ZM50 66V69L48 68ZM148 66V67H147ZM185 66V67H184ZM238 66V67H237ZM5 67V68H4ZM12 67H14V68H12ZM17 67V70H15V68ZM23 67V68H22ZM38 69H37V68ZM43 67L45 68V69H43ZM62 67V66H61ZM60 67V68H61ZM143 67H145V68H147L146 70H145V68H143ZM153 67V68H152ZM154 67H155V69L157 68V69H159V70H155L157 73H159L158 75L160 76V73L162 72V74L163 75H165V77L167 78V79H169V77L171 76V74H174L173 75V77L172 78H174L175 76H182V77H184V78H182L183 79V81H180L179 83H182L181 84V87H180V84H178V85H176L177 84V82H175V80H173L174 82V87L176 88V86H177V88H178V86H179V88L177 89V91H174L173 93L174 94H177V93H179L178 91H180L181 92V94H182V96L180 95V94H177V95H174L173 93H172V91L171 90H174L173 88H171L170 89V87H172L173 85H170V83L167 85V86H169V87H167V89H165L167 92H160L158 89H160V84L158 83V78H160V77H158L157 78V76H155V74H156V72H153V69H154ZM186 67H190V68H188V70L186 69ZM195 67V66H194ZM233 67H235V68H233ZM240 67V68H239ZM250 67V68H249ZM257 67H258V69H257ZM261 67V68H260ZM20 68V69H19ZM38 70H36V69ZM55 68H56V70H55ZM68 68V69H67ZM81 68H83L82 69V71H80V69ZM85 68H87V70H88V68L90 69V70H86ZM149 68H151L150 70H148ZM177 68V69H176ZM230 68V69H229ZM231 68H233V69H231ZM243 68H245V70L243 69ZM252 68V69H251ZM255 68V69H254ZM262 68H263V71H262ZM2 69V70H1ZM4 69H6V71H4ZM21 69H23V71L22 72H20V75L22 74V76H23V74H25L26 75V73H28L27 75L28 76H25L24 75V77H22V76H20V75H17V74H19V71L21 70ZM36 70L35 72H34V70ZM84 69H85V72H86V74H84L85 72H83L84 71ZM94 69V70H93ZM95 69H97V70H95ZM162 69V70H161ZM175 71H174V70ZM210 69V70H209ZM236 70V72H235V70ZM19 70V71H18ZM33 70V71H32ZM44 70V71H43ZM49 70V71H48ZM93 70V71H92ZM136 70V71H135ZM140 70V71H139ZM144 70V71H143ZM161 70V71H160ZM186 70H187V72H186ZM212 70V71H211ZM231 70H233V71H231ZM257 70V71H256ZM260 70V71H259ZM3 71V72H2ZM15 71V72H14ZM17 71V72H16ZM26 73H25V72ZM40 71H43V72H40ZM141 71H143V72H141ZM145 71H147V73H148V71H150L149 73L152 75V77H153V74H154V79H155V77L157 78V79H152V80H154V81H152V80H150V79H147L146 80V78L148 77H151V75L149 74H147V73H145V74H147L146 76L143 74ZM183 71V72H182ZM185 71V72H184ZM204 71V72H203ZM231 71V72H230ZM248 73H247V72ZM4 72H5V74H4ZM24 72V73H23ZM45 72V73H44ZM56 73V75L58 74H60V73ZM67 72V73H66ZM94 72V73H95ZM138 72H141L142 73V75H144L143 77L145 78V80H144V78L143 77H141L142 75H139V74H141V73H138ZM153 72V73H152ZM181 72V73H180ZM235 72V73H234ZM245 72V73H244ZM258 72V73H257ZM0 73V97H2V99H4V100H2L1 98V100H0V105L2 104L3 105V107H2V105L0 106V116H4L5 114L6 115H10L11 113H13L12 111H11V113L9 114L8 113V111H10L11 109L9 108V107H6L5 105L8 103V101H9V95L8 94H10L11 92H15L16 91V87H18L19 88V85H18V82L17 83H15L16 85V87L15 86H11V84H10V86L12 87V88H9L8 87V84H7V86H6V83H7V81H9V80H7L4 76H2V74ZM40 73L42 74V77L39 79V82H38V79H36L37 77L39 78L41 75H40ZM67 74V75H65V76H63V74ZM82 73V74H81ZM110 73V74H109ZM137 73V74H136ZM184 73V74H183ZM186 73V74H185ZM231 73L233 74L234 73V75H231ZM237 73H238V75H237ZM254 73V74H253ZM8 74V75H7ZM72 74V75H73ZM81 74V75H80ZM96 74H98L97 72L95 73V74H93V75H96ZM112 74V75H111ZM183 74V75H182ZM196 74V75H195ZM224 74H225V72H224ZM242 74V77L240 76V77H238L239 75H241ZM248 74V75H247ZM259 74H261V75H263L262 76V78L260 77L261 75H259ZM10 75V76H9ZM17 75V76H16ZM34 75V76H33ZM77 75V74H76ZM75 75V76H76ZM89 76H90V74H88ZM98 75V76H99ZM111 75V76H110ZM139 75V76H138ZM167 75V76H166ZM205 75V76H204ZM18 76H20L24 81H25V79L27 80V83H28V81L30 82V84L32 85L34 82V86H35V88H34V86H32L33 88H29V87H31V85L28 83H25V82H23V80H21ZM36 76V77H35ZM45 78H44V77ZM98 76H96V77H98ZM141 77V78H143L142 80L141 79H137V77ZM202 76V77H201ZM247 76V77H246ZM251 76V77H250ZM17 77V78H16ZM25 77H28V79L27 78H25ZM50 77H57L58 79H57V81H55V79H54V82L52 81V83H51V78ZM71 77V76H70ZM70 77H68L67 76V79H71V80H66V79H63V82H65L64 84H62V83H60V82H58L60 85L62 84L63 86H65V88H67L68 89V86H67V84L69 85L70 84V82H71V84L74 82V80H76L75 82H77L78 80L77 79H75L74 78V80H73V78H70ZM76 77H78V76H76ZM86 77H88L87 75H86ZM100 77V76H99ZM164 76H163V79L165 78ZM207 77V78H206ZM246 77V78H245ZM5 78V79H4ZM19 78V79H18ZM29 78H30V80H29ZM102 78V77H101ZM165 78V79H166ZM172 78H171V80H172ZM211 80H210V79ZM248 78V79H247ZM15 79H17V80H15ZM35 79V81H33ZM53 79V78H52ZM61 79V78H60ZM83 79H86L85 77L83 78ZM83 79H80L79 81H81V80H83ZM162 79V78H161ZM164 79V80H165ZM254 79V80H253ZM262 79H263V81H262ZM6 80V81H5ZM65 80V81H64ZM72 80H73V82H72ZM139 80H141V81H145V83L146 84H144L143 82H141V81H139ZM156 80H158L157 82H155ZM170 80V79H169ZM168 80V81H169ZM170 80V81H171ZM259 80V81H258ZM59 81H61L62 82V80H59ZM66 81H70L69 83H67ZM104 81V80H103ZM107 81H108V79H107ZM149 82V81H152L151 83H149V84H147V82ZM24 84H23V83ZM37 82V83H36ZM49 82V81H48ZM118 82V83H119ZM153 82H155L154 84L156 85V83H157V85L159 86H154V84H153ZM5 83V85H3ZM23 85H25L26 84V87L24 86V88H23V86L21 87V85L22 84ZM40 83V84H39ZM57 83V84H58ZM144 84V86H143V84ZM183 83H187L186 85H188L189 87H187L188 89H186L185 88V84H183ZM50 84V85H49ZM105 85H106V83H104ZM117 84V83H116ZM120 84H122L121 82L118 84L119 86H121ZM141 84V86H139V85ZM171 84H172V81H171ZM18 85V86H17ZM30 85V86H29ZM61 85V86H62ZM185 85V86H184ZM29 86V87H28ZM44 86L43 85H41V89H43L44 88ZM139 88H137V87ZM162 86V85H161ZM184 88H183V87ZM195 86V85H194ZM11 90H9L8 88ZM14 87H15V89H14ZM38 87V88H39ZM47 87H45V89L47 88ZM131 87V88H130ZM155 87H157V91H159L160 93H156V89H155ZM193 87V86H192ZM21 88H23V89H21ZM142 88H144V89H142ZM154 88V90L155 91H152V89ZM164 88H166V87H164ZM194 88V87H193ZM125 89V88H124ZM141 89V90H140ZM181 89V90H180ZM184 89H186V90H184ZM196 89V88H195ZM194 89V90H195ZM12 90H15V91H12ZM30 90V91H31ZM37 90V89H36ZM39 91H41L40 90V88L38 89ZM37 90V91H38ZM44 90V89H43ZM160 90H162V91H165L164 89H160ZM176 90V89H175ZM182 90L183 91H185L184 92V94H185V96L186 95H188V96H184L183 95V93H182ZM241 91H248V90H245L243 87H242V89H240ZM3 91V92H2ZM5 91H8V92H10V93H8L7 95L9 96H7V95H5L7 92H5ZM44 91H46V90H44ZM126 91V90H125ZM148 91H149V89H148ZM152 91V92H151ZM169 91L171 92V93H169ZM250 91H256V90H250ZM2 92V93H1ZM176 92V93H175ZM199 92V93H198ZM156 93V94H155ZM167 93V95H165ZM187 93V94H186ZM195 93H198V94H195ZM227 93V95H229L230 96V94H229V92H226ZM231 93V96H234L235 95V93H233V92H230ZM132 94V95H133ZM134 94V95H135ZM165 95V98L163 97L164 95ZM170 95V99H173V100H176V97L175 96H177V99H178V102L182 99H185V100H183L184 101V103H185V105L183 104V102H182V104H183V106H185V107H183L182 109L183 110H179V108L176 106V103H175V101H172V100H169V95ZM239 94H241V92H238V93H236V95H239ZM2 95V96H1ZM131 95V97H133ZM157 95V96H156ZM171 95H174L173 96V98L171 97ZM180 95V96H179ZM196 95V96H195ZM205 95H207V93H205ZM235 95V96H236ZM136 96V95H135ZM159 99L160 97L163 99H161L162 101H164L165 102V104H164V102H162L161 104H158L159 102L158 101H156L157 100V98ZM160 96V97H159ZM178 96H179V98H180V100H179V98H178ZM3 97H5V98H3ZM166 97L168 98V100L170 101H168L167 99H166ZM175 97V98H174ZM183 97V98H182ZM144 98V97H143ZM191 98H195L197 101H195V99L193 100V99H191ZM197 98H201L200 100L199 99H197ZM203 98V99H204ZM210 98H211V96H210ZM209 98V99H210ZM134 99H135V102H136V104H139L140 103V101L139 100H137V98L136 97H134ZM156 99V100H155ZM165 99V100H164ZM186 99H188V101H186ZM189 99H190V101H189ZM208 99V101H210ZM137 100V101H136ZM160 100V101H161ZM191 100H193V101H191ZM7 101V102H6ZM172 101V102H171ZM195 101V102H194ZM198 101H200L199 102V104H201L202 106H200L199 104H197V102ZM139 102V103H138ZM174 102V104H175V107H174V104H172ZM176 102H177V100H176ZM177 102V104H179L178 106H180V108H181V103H178ZM189 102H193L192 103V105H190V103ZM204 102V101H203ZM168 103V104H167ZM171 105H173L172 107L170 106V104ZM187 103V104H186ZM197 104L198 105V107L200 106V108H196L197 106H195V104ZM209 103V102H208ZM156 104H158L157 106V108H156V110H160V114H156V112H158V111H156L155 110V108L153 107V106H156ZM194 104V105H193ZM211 104V103H210ZM113 105H114V103H113ZM153 105V106H152ZM161 105V106H160ZM168 105L171 107V109H170V107H168ZM190 107H189V106ZM115 106V105H114ZM163 106V109H165L164 107L165 106H167L166 108H167V110L165 109V110H163V109H161L160 107H162ZM188 106V108H187V111H186V107ZM208 106H210L211 108V110H213V113L212 114H214L215 112L218 114V112H220L219 113V115H220V117H221V120H220V117H219V115H216V114H214V115H212V117L213 116H215L216 117V119L217 118H219V120L217 119V121H216V119H214V117H213V119H210L211 121L212 120H215L214 122H216V123H218V124H216V123H214V126H213V121L212 122H208V120L207 119H209V117L208 116H211V115H209L208 114V116H207V112H209L208 110H206L205 108H207L208 109ZM5 107V108H4ZM116 107H118L117 109L119 110V104L118 105H116L115 107H113V109L114 108H116ZM202 107H205L204 109H205V112H204V110H203V108ZM220 107V106H219ZM7 108H9V109H7ZM124 108V109H123ZM150 108H154L153 110V112H155V113H153L152 111H150V110H152V109H150ZM159 108V109H158ZM178 108V109H177ZM201 108H202V112H204L206 115L204 116L203 114L201 115V111H199V110H201ZM237 108H238V112L236 111L237 110ZM4 109H5V111H4ZM132 109H135V111L133 112V110ZM150 109V110H149ZM174 109V110H173ZM192 109V110H193ZM199 109V110H198ZM209 109V110H210ZM230 109H233V110H235V112L232 110H230ZM161 110H162V112L163 113H161ZM170 110L172 111V112H170ZM179 110V111H178ZM7 111V112H6ZM116 112V113H118V114H116V115H120V111H121V108H120V111L119 112H117V110H113V112ZM194 111V110H193ZM196 111H198L199 113L197 114V112ZM215 111V112H214ZM2 112V113H1ZM4 112H5V114H4ZM29 112L30 111H28L27 113H25L24 115H22V116H34V113L33 114H31V112H30V115H29ZM148 112H150V113H148ZM166 112V113H165ZM167 112H170V113H168L167 114ZM224 112L226 113V114H224ZM229 112H232V113H229ZM244 113L246 112L245 110L243 111ZM126 113V114H127ZM134 113V114H133ZM137 113H138V115H137ZM153 113V115H151ZM181 113H180V115H181ZM191 113V114H190ZM197 115H196V114ZM248 113H250V111H248V112H246L245 114H247L248 115ZM14 114H16V113H14ZM121 114V115H122ZM130 114V113H129ZM129 114H127V116L126 115H124L125 117H131V116H129ZM156 114V115H155ZM232 114H233V116H232ZM235 114L238 116V117H236L235 116ZM149 115H151V116H149ZM159 117H158V116ZM178 115V114H177ZM192 115H195V117H198V115H201V116H204V119H205V117H206V119L204 120V119H202V121H201V119L200 120H198L197 118L195 119V117L194 116H191ZM223 115H225V117H223ZM228 115H231V116H229V117H227ZM258 115H261V116H259L258 117ZM132 116V117H133ZM155 116H157L158 118L156 119L155 118V121H151L150 119H151V117H152V120L154 119V117ZM235 116V117H234ZM5 117V116H4ZM35 117H37V119H39L40 118V116L38 117V116H35ZM113 117H116L115 116V114H113ZM139 117V116H138ZM176 117H178V116H176ZM181 117V116H180ZM179 117V118H180ZM194 117V118H193ZM208 117V118H207ZM212 117H210V118H212ZM230 117H232V118H230ZM175 120H176V118L175 117H173ZM179 118H177V119H179ZM189 118H190V120L191 121H193V120H197V121H199V122H197V123H204L205 124V122L207 123V124H205L204 126L205 127H208V128H205V129H207L206 131H204L203 130V128H202V125H203V123L201 124V125H198V126H200V128L198 127V126H196V125H194L193 124V122H195V121H193L192 123H191V121L189 120ZM192 118H193V120H192ZM223 118H228V119H225L226 121H228V122H226V126L229 128L230 127V129H228L226 126H225V121L223 120ZM257 118V119H256ZM3 118H1L0 119V132H1V134H3V132L4 133H6V134H3L2 136H0V139H2L3 138V140H5V141H7L11 146H13L14 145V143H16L15 144V146H17L18 144L20 145V149H19V145H18V147H16L18 150H20L21 151V149H23V148H25L23 151V153L21 152L20 153V151H19V153L20 154H23V156H21V157H23V158H25L24 160H22L23 158H21L20 156H19V153H18V150L17 149H15L14 147H13V149H12V152H13V155H17L18 154V156L21 158V160L20 161H22V162H20L19 161V159H16L17 157H14V156H12V155H9V153L7 154V152H5L6 154V156H4V154L3 155H0V209H1V211H3V214H5V212L6 211H8V213L6 212V216H4L5 218H8L7 216H9L10 214L9 213H11V211L12 212H15V208H18V209H20V208H26V207H28V205H30L29 203V199L28 200H26V199H24L25 197H24V195L23 194H25V189H27L26 187H27V185H28V183H26V180L24 179L27 175L29 176V175H31L32 173L31 172H29V171H33L34 169H32V168H35V162L37 163V164H39V166H41L40 168H41V171L39 170V172L38 171H36V169L37 168H35V170H34V172H33V174L35 175V173H36V176H39V177H37V179H40L44 184H45V188L47 189V190H49V191H51L50 192V194L52 193V195L51 196H53L54 197V199H57L58 197L57 196H55V195H59V196H61V197H59V199L60 198H63V196L65 197V198H67V194L68 193H64V192H59V189H61V190H64L66 187H68V185H69V183H67V181L68 182H70V180L73 178V176L71 175L72 174V172L71 171H69L70 169H69V166H66V165H68L67 163V161H65V159H64V152L66 153L67 152V150H68V147L71 145V140L73 139V138H71L70 137V135L63 129V128H60V127H56V126H54L53 124V126L51 125V123H49V124H46V122H44L42 119L41 120H39V121H42V122H39V123H37V126L35 125V128H33V129H36L37 128V130H31V134L28 132V134L30 135V138H28L29 136H28V134L27 135H25L24 133H22V135L21 136H19L21 133L19 132L20 130H19V128L18 127H16L15 126V128H13L12 127V125H9L8 123H5V121L4 120H2ZM231 119V120H230ZM259 119H260V121H259ZM190 121V124H188L189 123V121ZM207 120V121H206ZM209 120V121H210ZM224 121V126H223V121ZM236 120V121H235ZM256 120H258V121H256ZM261 120L263 121V122H261ZM3 121V122H2ZM157 121V122H156ZM205 121V122H204ZM219 121H221L220 123L222 124H220L219 123ZM240 121H241V123H240ZM243 121V122H242ZM247 121V122H246ZM251 121V122H250ZM254 121H255V123H254ZM95 123V121H90V123H88V124H91V123ZM142 122H141V124H142ZM151 122H154V123H152L153 124V126H152V124H150ZM156 122V123H155ZM188 122V123H187ZM233 124V123H235V124H233V125H239V126H231V123ZM238 122V123H237ZM246 122V123H245ZM250 122V123H249ZM258 122V123H257ZM5 123V124H4ZM93 123V124H94ZM182 124V125H179V124ZM4 125V126H2V125ZM6 124H8L9 125V127L6 125ZM44 124V125H43ZM78 124L80 125V124H82L83 125V127H84V125L85 124H83L82 122H78ZM95 124H97V122L95 123ZM142 124V125H143ZM195 124H196V122H195ZM229 124V125H228ZM248 124V125H247ZM251 124V126H249ZM253 124V125H252ZM254 124H255V127H257V128H255V127H253L254 126ZM257 124V125H256ZM6 125V126H5ZM40 125H43V126H41L40 127ZM45 125H48L47 127L45 126ZM98 126H100L99 124H97ZM127 125V124H126ZM155 125V126H154ZM175 125H177L176 127H175ZM178 125L181 127H185V129L186 130H189L188 132L187 131H184L183 130V128L182 129H179L180 127H178ZM185 125V126H184ZM191 125V126H190ZM192 125H194V127H192ZM260 125V126H259ZM263 125V126H262ZM81 126V125H80ZM96 126V125H95ZM129 127H125L124 126V128L126 129V128H130V132H131V134H129V131L127 132V129L125 130L124 128H122L123 126L121 125V127H120V129H124L123 131H125V133L122 131V130H120V131H122L121 132V134L123 133V135L125 134V135H127V133H128V137H129V135H131V138H132V134L133 133H137V135H136V137H137V139L141 136H138V132H136L135 130H133V131H135V132H133L132 133V129H131V127H130V125H128ZM152 126V127H151ZM221 127V128H218V127ZM248 126V127H247ZM40 127V128H39ZM46 127V128H45ZM82 127V126H81ZM85 127H87L88 128V125L86 124V126ZM84 127V128H85ZM199 128V129H201V130H197V129H195L194 130V128ZM224 127H225V129H224ZM231 127L233 128V129H235V130H237L238 129V131H235V130H233V129H231ZM239 127V128H238ZM245 127H246V131H244V129H245ZM259 127V128H258ZM2 128H4V129H2ZM12 128H13V130H12ZM18 128V129H17ZM188 128V129H187ZM193 128V129H192ZM237 128V129H236ZM244 128V129H243ZM248 128H250V129H248ZM257 129L256 131H255V129ZM261 128V129H260ZM9 129V130H8ZM83 129V128H82ZM217 129V130H216ZM218 129H219V131H218ZM223 129L225 130V132H223ZM252 129H254V131H255V134L253 133L254 131H252ZM10 130H12V131H10ZM19 130V131H18ZM118 130V129H117ZM203 130V131H202ZM226 130H227V132H226ZM240 130V131H239ZM263 132H262V131ZM12 132V133H10V132ZM19 134H17L16 136L20 139L21 138V141L17 138V137H15V134H16V132ZM33 131V132H32ZM119 131V130H118ZM117 131V132H118ZM198 131V132H197ZM199 131H201V132H199ZM215 131H218L217 133H215ZM232 131H234L233 133H234V135L235 136H233V138L234 139H236V140H233L232 139V136H230V134L231 135H233V133H231ZM244 133H243V132ZM249 131V132H248ZM182 132V133H183ZM192 132V133H191ZM230 132V133H229ZM236 132V133H235ZM241 132H242V135H241ZM250 132H252V133H250ZM14 133V134H13ZM119 133V132H118ZM222 133V134H221ZM226 133V135L228 134V136H226V135H224ZM238 133V134H237ZM248 133V134H247ZM0 134V135H1ZM13 135L12 137H10V138H7L8 136L7 135H9V136H11V135ZM120 134V135H121ZM184 134V135H185ZM246 134V135H245ZM254 134V135H253ZM31 135H33L34 136V141H32L33 140V136L31 137ZM124 135V137H127V136H125ZM207 135V136H206ZM224 135V136H223ZM244 135V136H243ZM249 135H250V137L251 138H253V139H251L250 137H249ZM257 135V136H256ZM7 136V137H6ZM23 136V137H22ZM122 136V135H121ZM135 136V135H134ZM133 136V138H135ZM237 136V137H236ZM254 136V137H253ZM37 137H39L40 138V140H39V138H37ZM204 137H205V139H204ZM226 137H228L227 139L229 140V138L232 140V143H230V145H229V143L228 142H226V141H228L227 139H224V138H226ZM240 137H246V138H240ZM8 140H7V139ZM13 138V139H12ZM123 138V137H122ZM200 138V139H201ZM223 138V139H222ZM248 138V139H247ZM15 139H18L17 141L15 140ZM136 139V138H135ZM144 139V138H143ZM204 139V140H203ZM206 139H208V140H211V141H213V142H209L208 140H206ZM221 140V143H220V140ZM239 139V140H238ZM240 139H242V140H240ZM13 140V141H12ZM26 140V141H25ZM231 140H229V142H231ZM244 140H246V142L244 141ZM250 140V142H247V141H249ZM252 140H253V142L255 141V143H253L252 142ZM256 140H257V142H256ZM38 141V142H37ZM40 141V142H39ZM203 141V142H202ZM206 141L208 142L207 144H210L211 145V143H213L211 146L209 145V147H207V146H203L205 143H206ZM215 141H217V142H215ZM223 141H224V144H223ZM234 141L236 142H241V145L240 144H238V143H234ZM261 141V140H260ZM259 141V142H260ZM12 142H14L13 144H12ZM19 142H23V143H19ZM24 142H25V144L26 145H31V146H27L29 149H27L26 148V145H25V147H24ZM36 142H37V144H36ZM225 142H226V144L228 145V147H229V149L227 150V149H225V148H228L227 147V145H225ZM216 143H218L217 145H216ZM115 144H117V147L115 146ZM121 144V143H120ZM119 144V145H120ZM231 144H233V146L231 145ZM238 144V145H237ZM248 144V145H247ZM251 144V145H250ZM253 144H256V145H253ZM38 145V146H37ZM114 146H113V148L116 150H113V152H114V154H116V153H118V154H116V155H114L113 154V157L115 156V158H113V160H115L116 159V156L117 155H120L119 156V158L121 157V156H123V155H121V153L122 154H124V158L123 157H121L120 159H122L123 158V160L125 161V162H127L128 161V159L129 158H131V159H133V160H135L137 157H135L137 154V156L139 157L141 154H144V152H145V148H146V145H144L145 146V148H143L142 147V145H140L143 149H144V152H143V150H142V152L143 153H137V154H135V156H134V154H132V152H133V150L134 149H132V152H130L128 149V151H127V153H124V151L126 150V147H124V151H122L121 150V148L120 149H116V148H118L119 147V145H118V143H114L113 144ZM123 145V144H122ZM151 145H153V144H151ZM206 145V144H205ZM223 145V146H222ZM259 145H261V147L259 146ZM35 148H34V147ZM148 146L150 147V148H152L153 149V151L151 150V152H149L150 151V149H148L147 151H148V154H147V152H145L146 153V160H147V163H148V165L145 163V165H147L148 166V168L146 167V169H148L147 171H149V173H150V169H149V167H151V166H153V168H156V169H153V168H151L153 171L155 170L156 171V174H155V171L153 172L152 170H151V174H149L150 176H151V178L153 179V178H155V176L159 173H157V168H160L161 166V168H163V169H165L166 167H169V164H171V161H172V158L170 157V155H169V157L167 158V159H169V158H171V160L169 161V164H168V160L167 161H165L164 159H162V157H165V155H166V151L164 150L163 152H162V149H158V147H156V146H150V144L149 145H147V148H148ZM219 146V147H218ZM226 146V147H225ZM233 147V149H230L231 147ZM235 146V147H234ZM253 146V147H252ZM254 146H255V148H254ZM257 146V147H256ZM38 147V148H37ZM122 147V146H121ZM141 147H139L138 149H140ZM222 147V148H221ZM239 148V150L237 149V148ZM258 147H260V148H258ZM224 148V149H223ZM237 150H236V149ZM257 148V149H256ZM17 150V151H15V150ZM41 149V151H39ZM123 149V148H122ZM158 149V150H157ZM216 149H218V150H222V151H218V150H216ZM120 150V151H119ZM131 150V149H130ZM160 150V151H159ZM223 150H225V151H223ZM234 150V151H233ZM253 150V151H252ZM255 150V151H254ZM257 150V151H256ZM260 150V151H259ZM262 150V151H261ZM119 151V152H118ZM157 151H159L160 153L162 152V154L164 155H159V153H157ZM213 153H212V152ZM233 151V152H232ZM239 153H238V152ZM259 151V152H258ZM2 153H4V151H1ZM128 152H130V155H132V156H134L135 158H132V156H130L129 155V153ZM136 152H138V151H136V149H135V152L134 153H136ZM139 152H141L140 150H139ZM157 153L158 154V157L156 158L155 157V155H151V158H148V157H150L149 155H150V153L152 154V153ZM166 152V153H165ZM200 152V151H199ZM203 152V153H204ZM222 152H224V153H226V156H225V154L224 153H222ZM228 152V153H227ZM261 152V153H260ZM14 153H17V154H14ZM46 153H48V154H46ZM153 153V154H154ZM201 153H199V155L200 156H202V154ZM220 153V154H219ZM235 153H237V154H235ZM254 153V154H253ZM257 153V154H256ZM1 154V153H0ZM12 154V153H11ZM83 154V153H82ZM140 154V155H139ZM229 154V156H230V154H231V156L232 157H235V158H231L230 159V157L229 156H227ZM233 154V155H232ZM7 155H9V156H12V157H10V159H9V156L7 157ZM42 155H45L46 156V158H45V156H43V158H42ZM126 155V156H125ZM130 156L129 158L127 157V156ZM145 155V154H144ZM167 155V156H168ZM220 155V156H219ZM224 155V157H221V156H223ZM238 155V156H237ZM40 156H41V160L43 161H41L40 160ZM86 156H87V154H86ZM142 157H143V155H141ZM140 156V158L139 159H141V160H143V158L145 157H141ZM157 156V155H156ZM159 156H161V157H159ZM166 156V157H167ZM213 156V157H212ZM218 156V157H217ZM240 156V157H239ZM18 157V158H19ZM221 157V158H220ZM225 157H228V158H225ZM13 158V159H12ZM48 158H51V159H55V160H57L58 162H59V167H58V164L57 163H55V162H52L51 160H49ZM62 158L64 159V161L65 162H67V163H65V165L63 166L62 165V167H61V163H63L62 162ZM118 157H117V159H119ZM152 158H156V161H155V159H153L154 160V162H156L157 163V161H159L158 163H157V165L158 166H160V162L162 163V161H164V163H162V165L160 166V167H154V165L153 164H151L150 162H153L152 161ZM162 159V161L161 160H157V159ZM225 158V159H224ZM13 160V161H10V160ZM116 159V160H117ZM145 159V158H144ZM227 159L228 160H230V161H228L227 162ZM233 159V160H232ZM236 159V160H235ZM15 160H18L17 161V163L18 162H20V164L18 163H15ZM26 160H29V162L31 161V162H33V163H29V165L30 166H32V168L31 167H29L28 166V164H27V167H26V165L25 166H23V164H21V163H23V161L26 163ZM38 160H40V161H38ZM82 160V159H81ZM130 160V159H129ZM223 160V161H222ZM117 161H120V160H117ZM123 161V162H124ZM131 161V160H130ZM136 161H138L137 159H136ZM144 161V160H143ZM226 161V162H225ZM233 161L235 162V163H233ZM252 161V160H251ZM251 161L249 160V162L251 163ZM14 163V164H12V163ZM48 162V163H47ZM132 162H134V161H132ZM132 162H130V163H132ZM146 162V161H145ZM165 162H167V165L165 164ZM174 162V161H173ZM172 162V163H173ZM230 162V163H229ZM232 162V163H231ZM253 162V161H252ZM47 163V164H46ZM127 163H129V161L127 162ZM129 163V164H130ZM150 163V164H149ZM156 163H154V164H156ZM229 163V164H228ZM239 163V164H238ZM15 164H17V165H22L23 167H21V169H23L24 170V167H26V169L28 168V169H30L29 171H25L26 172V174H25V172L24 173H22L23 171L22 170H20V169H18V168H20L19 166L17 167ZM49 164V165H48ZM64 164V163H63ZM133 164V163H132ZM227 165V166H224V165ZM231 164V165H230ZM234 164V165H233ZM15 165V166H14ZM34 165V166H33ZM165 165H166V167H165ZM215 165V164H214ZM231 166V167H229V166ZM238 165H239V167H238ZM221 166H224V167H221ZM235 166V167H234ZM219 167H221L223 170H221V168H219ZM227 167H228V169H227ZM161 168H160V170H161ZM245 168V169H244ZM25 169V170H26ZM43 169V170H42ZM161 170V172L160 173H163L165 170ZM224 169H225V171H224ZM227 169V170H226ZM231 169L233 170L232 172H231ZM240 169V170H239ZM241 169H244V170H242L243 172H241ZM247 169H249V170H247ZM251 170V171H250ZM20 171H21V173H20ZM167 171V170H166ZM227 171V172H226ZM249 171V172H248ZM258 171V170H257ZM256 171V172H257ZM262 171H264V170H262V168L261 169H259V173H258V175H256L255 176V174H257L256 172L254 173V175L252 176L253 177V180L254 181H256L255 179H259V174H260V178H261V181H263L264 180V175H262L263 173H262ZM29 172V173H28ZM43 172V173H42ZM68 172V173H67ZM153 172V173H152ZM261 172V173H260ZM28 173V174H27ZM246 173V175H249V174H247ZM32 174V175H33ZM44 174V175H43ZM67 174H68V176H67ZM152 174L154 175V176H152ZM23 175V176H22ZM25 175V176H24ZM33 175V176H34ZM66 175V176H65ZM159 175H161V174H158L157 176H156V178H155V180H159L160 178H158V176ZM224 175V176H223ZM227 177H226V176ZM245 175V176H246ZM228 176H230V177H228ZM263 176V177H262ZM160 177V176H159ZM226 177V178H225ZM255 177V178H254ZM258 177V178H257ZM69 178V179H68ZM158 178V179H157ZM263 178V179H262ZM195 179V180H194ZM194 179H192V180H194V181H192L191 183H194L195 181L197 182V184H196V182H195V184H196V186H200L199 185V183L200 182H198V180H196V179H199L198 177L196 178H194ZM25 180V181H24ZM66 181V182H65ZM235 181V182H234ZM233 182L234 183H232L231 182V185L233 186V184H234V186L236 185H238V183H239V185H240V187L242 186V183H241V181H236V180H234ZM63 182V183H62ZM65 182V183H64ZM237 182V183H236ZM257 182H260V180H257ZM68 185H67V184ZM230 183V182H229ZM228 183V184H229ZM43 184V185H44ZM64 186H63V185ZM195 184H193V185H195ZM25 185H26V187H25ZM59 185V186H58ZM230 185V184H229ZM29 186V185H28ZM243 188H245V185H244V183H243V186H242ZM35 187L34 186H32V188L29 186L28 187V189L27 190H36V189H34ZM50 188V189H49ZM93 188V187H92ZM22 190V192H24V193H22L20 190ZM53 189V190H52ZM90 190H93L91 193H89V196L92 194V193H94V191L97 193V191H96V188L94 187V189H90ZM19 192V193H18ZM54 192H55V194H54ZM58 192V193H57ZM22 194V196H20V195ZM63 195V196H62ZM69 195V194H68ZM94 195H95V193H94ZM93 194L90 196L91 198L92 197H95V196H97V195H99L98 193H97V195H95L94 196ZM186 195V196H185ZM20 197H22L21 199H20ZM70 197V196H69ZM100 197V196H99ZM98 197V198H99ZM185 197V199L186 198H190V196L188 195V197H187V194H183V198ZM97 198V197H96ZM99 199H103V198H99ZM23 200V201H22ZM24 200H26V201H24ZM186 200H188V199H186ZM256 200V203L258 202V200L257 199H255ZM19 201H21V202H19ZM57 201V200H56ZM193 201H195V203H197L196 202V200H194V199H192L191 200V202H193ZM16 202V203H15ZM27 202V203H26ZM33 203L35 202V201H32ZM190 202V201H189ZM240 203H242V205L245 203H243V201H239ZM261 202V200L259 201V203ZM14 203V204H13ZM22 203V204H21ZM57 203H59V202H57ZM114 203V202H113ZM258 203V204H259ZM115 204V203H114ZM207 203H204V204H201L202 206L204 205V207L206 208V209H208V210H211V211H213V212H215V211H217V209L216 208H214L213 206H212V209H214V210H212L211 209V205H209V204H207ZM261 204V206L263 205V207H264V203H260ZM22 205V206H21ZM242 205H241V207H242ZM248 205V204H247ZM246 205V203H245V205L243 206V207H245V206H247ZM3 206V207H2ZM12 206L13 207H15V208H12ZM26 206V207H25ZM207 206V207H206ZM209 207V208H208ZM242 207V208H243ZM249 206H247V207H245V209H247ZM120 208L119 206H116V204L115 205H113V216H114V214H115V216H114V218L112 219V221H113V226H114V228L113 227H110L109 226V223H111L110 222V220L108 219V220H101L100 221V219L102 218V216H98V218L99 219H97V216H95L94 217V219H95V221L96 220H99L100 222V224L98 223V221H96L97 223V225L99 224V225H102V226H104V227H107L108 228V226H109V228L111 229V228H113V229H111V230H113V241L111 242V240H109V239H107V238H105V237H103V239L101 238V237H98V236H96L97 238H95L94 236H95V234H94V236H93V233H90L89 231H90V226L92 225V224H90V226L89 227H87L89 224H87V223H84L83 225H85L86 226V228H84L83 226H82V228H80L79 226H80V223H82L83 221H81L80 222V220L82 219L81 217H83V214H82V216H80L79 217V226L76 224V223H78V221L75 223V225H69V223H73L72 222V220H71V222H68L69 221V219H70V217L69 216H71V214H67V216L69 217V219H68V217H64V218H67L66 219V221H63V222H61V223H56V222H59L58 221V219H57V221H54L53 220V218H44L43 219V217L42 218H40V219H42V220H40V219H38L37 217H36V220H35V223H34V225H26L25 227H27V229L26 228H22V226L20 227V228H18L19 230H17L16 232L14 231L15 229L14 228H12L13 230H10L11 228L9 227V228H7V229H9V231L8 230H6L5 229V231L4 230H1L0 229V244L2 245L1 247H2V249H3V247H7L8 245H9V247H10V244L12 243V247H13V245L15 246V248H16V244H14L15 242H18L17 243V245L19 244V246H21V249L18 247V249H17V251H16V249L13 247H11L12 249H13V254H15V252H16V254L13 256V255H9V256H12V258H11V260H7V259H5V258H0V261H1V263L2 264H19L21 261H22V259L20 258V257H22V255L26 252H29V250H30V246H32V248H31V251H30V253H31V255H33L34 256V260L36 261V262H46V263H50V258H52V259H56L57 257H59L60 259L63 257V258H66L67 259V257L68 256H65L67 253H69L70 252V254H68L69 255V260H70V258L72 259V257L74 256V258L75 257H78V256H80L79 257V259H76V260H74V259H72V260H74V262H76V261H80V259L81 260H83V261H85V262H83V261H80V262H82L83 264L84 263H86V264H100L101 263V260H104V262L106 261L105 259H107V258H105L107 255V253L106 252H111V253H114V255H113V258L114 257H117V258H114V260H116V263L117 264H176L175 263V260H174V262H171V261H173L172 259H171V261L168 259H166V257H164L162 254H163V252L161 253V251H158V253H157V250H155L156 248L157 249H159V246H153V244L151 245V244H146V242H145V244L141 241V244L142 245H140L139 243H136V242H130L129 240H128V238H126L127 236L125 235V234H122L121 235V233H123V231H126V232H132V233H139V235H141V234H159V235H162L163 233L162 232H164V234H165V232L167 233L168 232V230H170V229H173L172 227H167V229H166V227L164 228V227H155V229L154 228H152L151 226H150V224L149 223H151V217L150 216H144V215H141V214H130V213H127V215H126V211H124V209L123 208H120V209H122L123 211H121V210H119L118 211V209ZM58 209H60L61 210V207H58ZM244 209V210H245ZM5 210V211H4ZM14 210V211H13ZM121 211V212H120ZM16 212H17V210H16ZM218 212V211H217ZM232 211H230V212H228L227 211V214L230 216V217H233V220H235V221H237L236 219L237 218H235V216H234V214L233 213H231ZM125 213V214H124ZM223 213H226V211H223ZM235 213V212H234ZM7 214H9V215H7ZM13 214H15V213H12V216L10 215V217H12L11 219H9V220H12V219H14V220H17V218L15 217V215L13 216ZM129 214V215H128ZM226 214V215H227ZM236 214H239V213H236ZM79 215H81V214H79ZM86 215V214H85ZM84 215V216H85ZM89 215V214H88ZM132 215V216H131ZM141 215V216H140ZM241 214H239V215H237L236 217H238V221L240 220V218L242 219L241 221H239V222H242L243 221V218L244 217H246L248 220H250L247 216H244L243 217V214L240 216ZM134 216V217H133ZM137 216V217H136ZM2 218V222L3 223H5L4 221H6V220H4L5 218ZM9 217V218H10ZM85 217H87V215L85 216ZM84 217V222H87L86 221V218ZM89 217V219H87V220H89L90 222H91V219L93 218V216H88ZM87 217V218H88ZM119 219H118V218ZM145 217H148V218H144ZM150 217V218H149ZM62 219V220H65V219ZM81 218V219H80ZM104 218V217H103ZM121 218V219H120ZM45 219H46V221H45ZM61 219H59V220H61ZM94 219H92V222H93V220ZM104 219H106V218H104ZM115 219V220H114ZM252 219V218H251ZM253 219H256L257 221L259 220V218H257V217H254ZM250 220V221H248V220H246L245 218H244V222H243V224H247V223H249L250 222V225L249 224H247V225H249L250 227H253V226H251V224L252 225H254V226H256L257 227V225H258V227H263L264 226V221L263 220H259V223H257V221L256 220ZM48 220V221H47ZM68 220V221H67ZM83 220V219H82ZM124 220V221H123ZM128 220V221H127ZM144 220V221H143ZM151 220V221H150ZM88 221V222H89ZM94 221V222H95ZM106 221V222H105ZM108 221V222H107ZM121 221V222H120ZM126 221H127V224H130L129 226L131 227V228H129V226L126 224ZM148 221V222H147ZM248 221V222H247ZM255 221V224L253 223V222ZM262 221V222H261ZM39 222V223H38ZM52 222V223H51ZM91 222V223H92ZM93 222V223H94ZM102 222L104 223V225L102 224ZM115 222V223H114ZM117 222V223H116ZM119 222V223H118ZM169 223H168V225L171 223L172 225H173V223H172V221L170 222V221H168ZM261 222V223H260ZM40 223H42V224H40ZM46 225H45V224ZM64 223V224H63ZM36 224H38V225H36ZM87 224V225H86ZM95 224V223H94ZM132 224V225H131ZM144 224V226H142ZM260 224H262L263 226H260ZM53 225V226H52ZM56 225H57V227H56ZM63 225H65V226H63ZM69 225V226H68ZM118 225V226H117ZM139 225V226H138ZM36 226V227H35ZM47 226V227H46ZM61 226V227H60ZM70 226H74L73 228L75 229L76 227L75 226H78L80 229V232H81V229H86V230H84L85 231V233L83 234L82 232H81V234L82 235H84V236H81L80 235V232L79 231H77L76 229H78V227L75 229L76 231H74V229L72 228V227H70ZM124 226V228H122ZM136 226V228H134ZM147 226V227H146ZM24 227V226H23ZM42 227V228H41ZM48 228V227H50V228H48V230H50L51 229V227H52V229H51V231H48L46 228ZM63 227V228H62ZM139 227V228H138ZM142 229H141V228ZM146 227V228H145ZM34 228V229H33ZM60 228V229H59ZM72 228V229H71ZM108 228V229H109ZM134 228V229H133ZM151 228V229H150ZM162 230V232H161V234L159 233L161 230ZM23 229V230H22ZM44 229V230H43ZM46 229V230H45ZM88 229V230H87ZM115 229H117V230H115ZM122 229V230H121ZM141 229V230H140ZM154 229V230H153ZM36 230V231H35ZM73 230V231H72ZM121 230V231H120ZM137 231V232H134V231ZM144 230V231H143ZM148 230H150V231H148ZM156 230H158V232L156 231ZM8 231V232H7ZM14 231V232H13ZM30 231V232H29ZM46 231H47V233H46ZM64 231H66V232H64ZM115 231H118V232H115ZM154 231H156V232H154ZM197 231V230H196ZM53 232V233H52ZM61 232V233H60ZM75 232H79V237L81 236V238H77V240L75 241V235H77L78 236V234L77 233H75ZM89 232V233H88ZM141 232V233H140ZM154 232V233H153ZM171 232V231H170ZM170 232H168L167 233V235L168 236H166V234H165V238H168V237H171L172 236V238H173V234L175 233V230H174V233H172V234H170ZM23 233H25V234H23ZM36 233V234H35ZM44 233H46L45 235H44ZM73 233H75L74 235H73ZM87 233L89 234L88 236H87ZM5 234V235H4ZM12 234V235H11ZM64 236H63V235ZM157 234V235H158ZM164 234L162 235V236H164ZM177 234L178 235H180V234H182V233H178L177 232ZM26 235V236H25ZM52 235V236H51ZM124 235V236H123ZM171 235V236H170ZM174 236V238H178V237H181V239L180 238H178L177 240L175 239L174 240V238L172 239V240H174V241H176V242H178V240L180 239L181 241H179V242H188V240H186L185 241V239L184 240H182V237L183 236ZM182 235H184V234H182ZM76 236V237H77ZM86 236V237H85ZM122 236V237H121ZM234 236V237H233ZM232 237L233 238H235L234 239V243H233V238L231 239V241L230 240H227L228 241V243H231L230 245H231V247L228 249H226V248H223V250L225 251V250H227V252L225 251H223L221 248V251L220 252H222L223 253V255H222V253L220 254V252L219 253H217L216 255H217V257L215 258V260H217L216 262L213 260V258L211 257V258H207V257H202L201 255H199L198 256V249H200V251H203V249H204V247L208 244V246H209V242H207V241H196V242H194L193 244H195L196 246H193V244H192V248L191 247H189V249L187 250L188 251V253H190L187 257H185V260L183 259L184 257H180V258H182V260H183V262L185 261L187 264L189 263V264H191L190 262H192L194 259L196 260V257L198 258L197 260V262H198V264L200 263V262H203V264H209V263H212V264H223V262H224V260H225V262H224V264H234V262H235V264L236 263H238V262H240L239 264H264V258H262V257H264L263 255H261V254H254V255H252L251 256V253H248V254H246L247 252H244V253H242V251H239V256L240 255H242L241 256V258L237 255V253H238V251H237V253H236V247L237 246H235L236 244H238V242L236 241L237 240V238L235 237L236 235L234 234ZM14 237V238H13ZM19 239H18V238ZM29 237V238H28ZM39 237V238H38ZM75 239H74V238ZM85 237V238H84ZM115 237V238H114ZM185 237H186V235H185ZM44 238V239H43ZM46 238V239H45ZM66 238V239H65ZM83 238H84V240L86 241V243L87 244H85V241L83 240ZM92 238V239H91ZM117 238V239H116ZM122 238V239H121ZM15 239H17V240H15ZM26 239V240H25ZM37 239V240H36ZM53 241H52V240ZM55 239V240H54ZM71 239V240H70ZM81 239V240H80ZM90 239V240H89ZM102 241H101V240ZM120 239V240H119ZM168 239H170V238H168ZM8 240L10 241V240H12V242L10 241L9 243H8ZM13 240H15L14 242H13ZM34 240V241H33ZM36 240V241H35ZM42 240H44V241H42ZM74 240V241H73ZM80 240V241H79ZM82 240H83V244H81V242H82ZM98 240V241H97ZM119 240V241H118ZM126 240V241H125ZM28 241V242H27ZM29 241H30V244H29ZM37 241H38V243H37ZM70 241H72V242H70ZM89 241H94V243L92 242V244H90V242ZM104 241L106 242V243H104ZM57 242V243H56ZM65 242V243H64ZM74 242H76L75 244H74ZM78 242H80V244L78 243ZM103 242V243H102ZM108 242V243H107ZM117 242V243H116ZM119 242V243H118ZM120 242H123V243H121V245H118V244H120ZM128 242H129V244H128ZM202 242L204 243V245L202 246L201 244H202ZM36 243V244H35ZM56 244V245H54V244ZM79 245H78V244ZM205 243H207V244H205ZM8 244V245H7ZM29 244V245H28ZM32 244V245H31ZM39 244V245H38ZM70 244H72V245H70ZM94 244H96V245H94ZM101 244V245H100ZM102 244H104V246L102 245ZM111 244V245H110ZM116 244V245H115ZM178 244H180V243H177V246H178ZM200 244V245H199ZM3 245H5V246H3ZM35 245H37V246H35ZM43 245V246H42ZM51 245V246H50ZM54 245V246H53ZM58 245V246H57ZM70 245V246H69ZM76 246V250H75V248H74V246ZM83 245V246H82ZM84 245H85V248H84ZM98 245V246H97ZM106 245V246H105ZM125 245V246H124ZM128 245H131V246H128ZM140 245V246H139ZM145 245H146V247H145ZM73 246V247H72ZM78 246H80V249H81V253H80V249L78 250ZM88 246V248H86ZM90 246V247H89ZM91 246H93V247H91ZM118 246V247H117ZM122 246V247H121ZM136 246V247H135ZM143 246H144V248H143ZM148 246V247H147ZM167 246V245H166ZM165 246V247H166ZM169 246V247H168ZM166 248H169V249H173V247H174V245H172V247L170 248V245H168ZM198 246V247H197ZM234 246V247H233ZM30 247V248H29ZM33 247H34V249H33ZM54 247V248H53ZM64 249H63V248ZM100 247H102V248H100ZM104 247H105V249L107 248L108 249V251H107V249H106V251H105V249H104ZM109 247H111L110 249H109ZM119 247H120V249L121 250H123V251H121L120 249H119ZM140 247V248H139ZM154 247H156L155 249H153ZM164 247V246H163ZM179 247V246H178ZM201 247V248H200ZM211 247H212V249H210V246L207 248V246L205 247V249L207 248V249H210L211 251H215V249L216 248H214L212 245H211ZM233 247V248H232ZM11 248H9L8 249V247L6 248V249H8V250H10L11 252H12V250H11ZM38 248V249H37ZM69 248V249H68ZM72 248H74V249H72ZM90 248V249H89ZM93 248V249H92ZM117 248V250H115V249ZM130 248V249H129ZM146 248V249H145ZM174 248H176V247H174ZM193 248H194V250H193ZM27 249H28V251H27ZM41 249H42V251H41ZM53 249H54V252H53ZM82 249H83V251H82ZM85 249V250H84ZM86 249H87V251H86ZM98 249V250H97ZM104 249V250H103ZM135 249V250H134ZM198 251H197V250ZM204 249V250H205ZM206 249V250H207ZM219 249V250H220ZM0 250H1V248H0ZM4 250V249H3ZM22 250H25V252L24 251H22ZM34 250V252H32ZM41 252H40V251ZM57 250V251H56ZM69 250V251H68ZM91 250H92V253H91ZM100 250V251H99ZM114 250V251H113ZM132 250V251H131ZM141 250H142V253H141ZM145 252H144V251ZM153 250V251H152ZM190 250H193V251H191V252H194V253H196V254H194V253H192V255H193V257H192V255H191V252H190ZM216 250H218V249H216ZM235 250V251H234ZM38 251V252H37ZM44 251V252H43ZM46 251V252H45ZM61 251V252H60ZM62 251H63V253H62ZM73 251V252H72ZM77 251V252H76ZM78 251H79V255H78ZM138 251H140L139 253H138ZM196 251V252H195ZM20 253V252H22L23 254L21 255V256H19L20 254H17V253ZM50 252H53V253H50ZM60 252V253H59ZM67 252V253H66ZM75 253V254H77V255H73V256H71V254L72 253ZM82 252L84 253V252H86V254L87 253H89L91 256H94V257H90V255L89 254H85L84 253V255L85 256H83V254H82ZM144 252V253H143ZM150 253V252H153V253H151V255L150 254H148V253ZM156 252V253H155ZM160 252V253H159ZM235 253V254H233V253ZM32 253H34V254H32ZM37 253V254H36ZM41 253H45V254H41ZM59 253V254H58ZM105 253V254H104ZM122 253V254H121ZM132 253V254H131ZM142 255H141V254ZM145 253H147L148 255H146L145 256ZM230 253V254H229ZM242 253V254H241ZM8 254V253H7ZM41 254V255H40ZM48 254H49V256H48ZM58 256H57V255ZM82 254V255H81ZM102 255V257H100V255ZM119 254H120V256H119ZM135 254V255H134ZM137 254V255H136ZM153 254H155V255H153ZM156 254H158L157 256H156ZM220 254V255H219ZM226 254V255H225ZM5 255H6V252H5ZM16 255L18 256V257H16ZM35 255H37L36 257H35ZM53 255V256H52ZM61 255V256H60ZM106 255V256H105ZM108 255H109V253H108ZM122 255V256H121ZM140 255V256H139ZM144 255V256H143ZM160 255V256H159ZM227 255H229L228 256V258H226L227 257ZM231 255V256H230ZM233 255L235 256V257H237V258H235V257H233ZM245 255H247V256H245ZM250 255V258L248 257ZM261 255V256H260ZM49 260H45L46 258ZM55 256V257H54ZM82 256V257H81ZM87 256V257H86ZM97 256V257H96ZM99 256V257H98ZM105 256V257H104ZM125 256V257H124ZM147 256H148V259H147ZM151 256H153V258H151ZM190 256H191V258H190ZM196 256V257H195ZM220 256V257H219ZM245 256V257H244ZM256 256V257H255ZM258 256V257H257ZM42 257V258H41ZM88 257H90L91 259L93 258V261L89 258L88 259ZM103 257H104V259H103ZM122 257H124V258H122ZM135 257V258H134ZM157 257V258H156ZM159 257L161 258V259H159ZM195 257V258H194ZM230 257V258H229ZM44 258V259H43ZM101 260H100V259ZM139 258V259H138ZM141 258H142V260H141ZM166 260H165V259ZM168 258V257H167ZM179 258V257H178ZM177 258V262H179V259ZM190 259V261H189V259ZM204 258V259H203ZM219 258V259H218ZM221 258V259H220ZM231 258H233L234 260H236V261H234L233 259H231ZM255 258H256V260H255ZM5 259V260H4ZM36 259H39V261H37ZM42 259V260H41ZM66 259H62V261L64 260H66ZM86 259V260H85ZM95 259V260H94ZM110 259V258H109ZM119 259V260H118ZM124 259V260H123ZM154 259H156V260H154ZM192 259V260H191ZM206 259H208L207 261H206ZM222 259H224V260H222ZM230 259H231V261H230ZM240 259V260H239ZM261 259V260H260ZM45 260V261H44ZM59 260V259H58ZM57 259H56V261H52L53 263H55V262H57L58 261ZM100 260V261H99ZM135 260V261H134ZM151 260V261H150ZM157 260L158 261H162V262H157ZM165 260V261H164ZM194 260V261H195ZM203 260H205L206 262L204 263V261ZM210 260V261H209ZM213 260V261H212ZM221 260H222V262H221ZM228 260V262H226ZM234 262H233V261ZM245 260V261H244ZM3 261V262H2ZM4 261H6V262H4ZM9 261V262H8ZM62 261H60V262H62ZM67 261H68V259H67ZM98 261V262H97ZM108 261H110L109 262V264L113 261V259L111 260H108ZM108 261L106 262V264H108ZM125 261V262H124ZM167 262L168 261V263H164V262ZM181 261V260H180ZM219 261V262H218ZM13 262V263H12ZM18 262V263H17ZM51 262V263H52ZM59 262V261H58ZM58 262H57V264H58ZM69 262V261H68ZM67 262V263H68ZM74 262H72L73 264H74ZM78 262H76L75 264H78ZM79 262V264H81ZM93 262V263H92ZM96 262V263H95ZM113 262H115V261H113ZM112 262V263H113ZM119 262V263H118ZM142 262V263H141ZM152 262V263H151ZM157 262V263H156ZM171 262V263H170ZM182 261L180 262V264L182 263V264H186L185 262L183 263ZM197 262L196 263H193V264H197ZM241 262H243V263H241ZM249 262V263H248ZM251 262V263H250ZM65 263H66V261H65ZM65 263H63V264H65ZM66 263V264H67ZM71 263V264H72ZM103 263V262H102ZM111 263V264H112ZM116 263H113V264H116ZM21 264V263H20ZM23 264V263H22ZM27 264V263H26ZM59 264H61V263H59ZM105 264V263H104ZM178 264V263H177ZM202 264V263H201Z\"/></svg>",
    "mask_w": 264,
    "mask_h": 264
}]
</instances>
